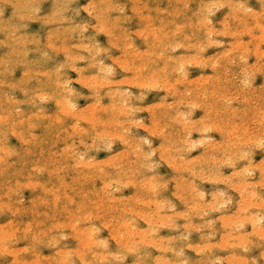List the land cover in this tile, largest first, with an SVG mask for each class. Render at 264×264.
<instances>
[{
	"label": "rangeland",
	"instance_id": "1",
	"mask_svg": "<svg viewBox=\"0 0 264 264\" xmlns=\"http://www.w3.org/2000/svg\"><path fill=\"white\" fill-rule=\"evenodd\" d=\"M2 1L6 2V4ZM212 1L213 2L215 1L216 3L214 2L215 3L214 4ZM38 2L39 4H37ZM86 2L88 6L86 5ZM223 2L224 3L229 2V3L224 5ZM53 3L57 6V8L55 5H53ZM151 3H154L155 5ZM185 3L187 5H184ZM172 4L173 6L174 5L175 6L173 7ZM235 4L237 5L235 6ZM12 5H15V8H13ZM17 5L19 6V8H16ZM81 5H83V7ZM89 5H92V6L89 7ZM93 5L95 6L96 9H94ZM20 6H24L25 10L23 11L22 7ZM170 6H172V8ZM211 6L212 8L210 10ZM228 6L230 7V9ZM237 6L241 8H238ZM0 7H3L4 9V15L0 16V65H2L0 66V75H1L0 77V80H1L0 81V195H1L0 204H3V205H0V211H1L0 212V228H1L0 236H2L0 238V243H1L0 244V264H25L28 261L29 262L27 264H62L61 262H63V264H71V263L84 264L85 260H86L85 263L87 262V264H126V263L127 264H136V263L137 264L139 263L140 264H145V263L146 264H161L159 262H162L163 264L164 261H166L164 262V264H167L168 262H171L173 264H178V262L179 264H191V263L192 264H212V263L213 264H239V261H240V264H264V239H263L264 233L259 234L253 231V230L258 231L259 229L257 226L258 223H259L260 228L264 230V219H263L264 218V204H262L264 202V167H262L264 166V163H262L264 162V147L260 146V142L264 140V56H263L264 36H262L263 39L260 37L261 34L262 35L264 34L263 33L264 32V7H262L261 5V0L260 1L259 0H238V1L237 0L236 1L235 0H170V1L169 0H60V1L59 0H41V1L40 0H13V1L12 0H0ZM86 8L88 12L86 11ZM144 10L147 12L145 13ZM229 10L232 13H230ZM119 11H120V14L118 13ZM233 11L236 14L238 12L239 14L237 15H240L241 17L240 16L237 17L236 14L233 15ZM253 11H256V12L258 11V13L261 14V15L259 14L261 18L258 16V13L253 12ZM13 13H15V15ZM162 13L164 14L163 16H162ZM241 13L243 14L241 15ZM229 14L230 15L232 14L238 20L232 18L233 16H230ZM157 15L159 16L158 18H157ZM195 15H196V18H195ZM244 15L247 17H245ZM255 16L257 17L258 21L255 20L256 19ZM172 17H175V18H172ZM188 17L189 18L191 17V18L189 19ZM228 17L230 18L228 19ZM98 18L101 20V22L100 20H98ZM185 18L186 19L188 18L189 21L186 20ZM222 19H225L226 21ZM239 19L241 21L237 23ZM219 20L222 22H220ZM43 21H45V23ZM164 21L166 22L165 24H164ZM206 21L207 23L211 22L212 25L209 23L206 25L205 23ZM167 22H170V23L173 22V23L171 24L168 23L167 25ZM224 22H226V24ZM99 23L101 25H99ZM196 24H198V26L202 28L200 29L198 26H196ZM222 25L224 27L225 26L227 27V25L230 26L231 30H228L229 28L227 29L226 27L224 28ZM260 25L263 28H261ZM102 26H104V28ZM172 26H174L173 27L174 29H172ZM209 26H211L213 30ZM152 27H155L156 29L155 28L153 29ZM184 27L186 29H184ZM188 27L190 29H188ZM207 27L209 28L207 29ZM216 27L218 28L222 27V28H220L221 30L217 31L218 29ZM242 27H243V30H242ZM250 27L253 30L251 31L253 36L250 32L251 30L249 29ZM258 27L261 29H259ZM101 28L103 29V31L100 30ZM204 28H206L208 31ZM114 29L116 31H114ZM124 29L125 31L123 33ZM214 29H217L216 31L218 33ZM239 29H241L240 32H239ZM98 30H100L99 33H98ZM170 30L173 32L170 33ZM203 31L205 34L207 35L209 34V36H211L212 34V36L206 37L207 35L203 34ZM214 31H215L214 33L215 35L213 34ZM223 31L224 33H221ZM243 31H245L246 33L244 32L245 33L244 34ZM2 32L3 33L5 32V33L3 34ZM60 32L63 34H61ZM101 32L103 34H101ZM197 32H200V33H197ZM234 32H236L235 35H234ZM36 33H38V35ZM75 33L77 35H75ZM118 33L120 34L118 35L119 39L117 37ZM166 33H168V35ZM139 34L143 36L142 38L144 41L142 40ZM170 34L173 35V38H172V35ZM217 34H219L220 36ZM237 34H239L241 37L240 36L238 37ZM256 34L257 35L260 34L257 36L258 38L260 37V40L257 37H255ZM45 35H47V37H45ZM113 35H114V38L112 37ZM155 35H156V38H155ZM199 35L201 36V38ZM216 35L217 37H215ZM225 35H228V36H225ZM181 36L183 37V39ZM187 36L189 37L193 36V37L189 38ZM195 36H198V37H195ZM160 38L161 39L163 38V39L161 40ZM193 38H196V42H194L195 39ZM197 38H200V39H197ZM205 38H207V40ZM8 39L11 41H8ZM12 39L14 40V42ZM108 39H111V40H108ZM214 39H216L215 42L213 41ZM208 40L211 42V44L209 43ZM217 40H221L223 44H221L222 43L221 41L218 42ZM115 41L118 42L117 43L118 45L113 44ZM159 41H162L163 43L161 44V42ZM183 41L189 42L190 43L189 47L190 48L193 47V48L192 49L188 48L187 46L188 44L182 43ZM148 42L150 44H148ZM212 42H214L215 44H213ZM203 43H206V44H203ZM45 44H48V46ZM110 44H113V45H110ZM170 44H172V46L169 47L168 45ZM10 45L12 47H10ZM85 45L87 46L85 47ZM146 45L148 46L146 47ZM191 45H194L195 47ZM258 45L262 50L258 48ZM62 46L63 48H61ZM87 47L89 50L87 49ZM159 47L160 49H157ZM185 47L186 49L188 48V50H186ZM227 47H229V50ZM29 48H31L30 49L31 51L29 50ZM32 48L33 49L35 48L37 50L35 49L33 50ZM143 48H146V49H143ZM200 48H201V51H200ZM239 48H241L242 50H239ZM41 49L44 52L43 53L44 55L46 53L45 56L41 54L42 53ZM255 50L258 52V54ZM150 51L151 52L153 51V52L151 53ZM251 51H253V53ZM120 52L122 53V55ZM138 52L140 55L139 54L136 55ZM143 52H146V53H143ZM185 52L188 54H186ZM223 52L225 54L227 53L226 55L228 56V58L226 55L224 54H223L224 56L222 55ZM158 53H160V55H158ZM220 53L221 55H217ZM240 53H241V56L239 55ZM261 53H262V57H260ZM131 54H133L134 56H132ZM4 55H6L7 57ZM49 55H51L50 56L51 58L48 57ZM163 55H165V57L166 56L167 57L169 56V57L165 58L163 57ZM203 55L204 57H206V59L203 58ZM256 55H259L260 58ZM219 56L220 57L223 56V57L217 58ZM82 57H86V58H82ZM187 57H189V59ZM231 57H232V62L230 60ZM257 57H258V61H256ZM34 58L37 60L39 59V61H36L37 64L35 63ZM69 58L71 59L69 60ZM9 59H11V61ZM28 59L31 60V62L28 61ZM153 59L155 60L153 61ZM195 59H196V62L194 61ZM199 59L201 60L199 61ZM226 59L230 60L231 63L227 64L228 60L226 61ZM240 59H243V60L241 61ZM90 60L92 61L91 63H90ZM112 60L113 62H111ZM114 60L116 61L114 62ZM117 60L119 63L117 62ZM186 60H188L187 61L188 63L186 62ZM191 60L194 62H191ZM124 61H127L128 63ZM179 61L180 63L183 62L182 65H180ZM201 61L205 63H202ZM131 62L133 63L130 64ZM151 62L152 64H155L156 66L155 65L152 66ZM197 62L198 64H196ZM210 62H213V64ZM3 63L5 66L3 65ZM104 63H108V65L110 66H107ZM21 64H24V65H21ZM206 64H209V65H206ZM230 64H232L231 67L233 69L229 67ZM64 65H66L67 67H65ZM98 65L99 67H97ZM68 66L70 67V69H68L69 68ZM106 66L108 67L107 69L105 68ZM132 66H134L135 68L138 66L137 67L138 69L139 67L141 68L139 70H136L137 68L135 69ZM109 67L111 68V71H109L110 69ZM128 68L130 69L129 71L127 70ZM157 68H160V69H157ZM178 68H180L181 71H179ZM48 69H50V71H48ZM124 69H126V71ZM175 69H178L177 71H179V73ZM161 70H163L165 74ZM100 71H101V74H100ZM133 71L135 74H137L136 76H134L135 74H132ZM167 71H172V72L167 73ZM213 71L214 73H212ZM237 71H239V73ZM241 71H243V73ZM77 72L79 74H77ZM30 73L32 74L30 75L32 77L29 76ZM129 74H131L132 76ZM138 74L139 75L144 74V75L142 77V76H139ZM205 74H207V76ZM53 75L55 76V78ZM82 75L84 76L83 80L86 79V81L85 80L81 81V79L78 78V77L82 78L83 77ZM155 75H157L158 77ZM214 75L217 76V79L216 77H213ZM243 75L245 77H243ZM201 76H203L204 78L201 79ZM101 77L105 78L104 81ZM130 77L132 78V80H130L131 79ZM205 77H207V79H205ZM127 78H129V80ZM133 78H135V80ZM141 78L142 79L144 78V79L142 80ZM213 78L215 79L214 80L215 84L213 82ZM219 78H220V81L222 82L218 80ZM48 79L50 80L48 81ZM169 79L171 82L169 81ZM204 79L207 82L206 81L204 82ZM99 80H100V84L97 83L99 82ZM101 80L104 83L101 84ZM153 80H156V82ZM163 80L165 82H163ZM17 81H19V83ZM176 81H179L180 83L184 85ZM199 81L201 84L202 83L203 84L200 85ZM87 82L88 83L91 82V83L88 85ZM105 82H108L106 86L104 85ZM124 82L128 84L127 85L126 83L122 84ZM217 82L219 84H217ZM116 83L119 85H117ZM141 83L143 86L140 85ZM17 84L18 85L20 84V85L18 86ZM136 84L137 85L139 84V86H137ZM153 84H154V88H153ZM160 85H162L163 87ZM164 85L165 86L169 85V86H167L166 88ZM216 85L218 86V88L216 89L217 90L220 89V91L218 90L219 92L217 93L220 100L217 99L218 98L217 95L214 94L216 89L211 88L213 86L216 87ZM223 85L226 86V88L224 87L223 89ZM90 86H92V88H90ZM107 86L109 87V89ZM40 87H41V90L39 91L38 89H40ZM86 87H88L89 89L88 88L86 89ZM227 87L231 91L230 90L228 91ZM124 88H128V89L126 90ZM186 88L187 89L189 88L188 92H186L185 90ZM111 89L113 90V92ZM182 89L185 90L184 92L186 95L184 94V92H183L184 95L182 94V91H180ZM206 89H208L209 91L207 90L208 92H206ZM172 90L174 94L172 93ZM31 91L34 94L33 96H32ZM93 91H96L99 93H96ZM221 91L224 94L221 95L222 93ZM9 92H10V95H9ZM55 92L57 93L55 94ZM199 92L201 94L204 92V94H202L201 96ZM205 92L207 93V95L209 94L207 97L204 96L206 95ZM211 92H214V93H211ZM43 93H46V94H43ZM104 93H107V95H105ZM112 93H114L115 96L112 95ZM119 93L122 94L121 98H118V96L120 97L121 95ZM198 93L200 95H198ZM97 94L98 96L101 94L100 98L97 96ZM196 94L198 95V97ZM211 94L213 95L211 96ZM37 95L39 96L37 97ZM219 95L223 97L225 96V97L223 98V97H220ZM171 96L173 97L171 98ZM96 97L99 100L98 101L99 104H97L96 102L97 101V99H95ZM192 97L193 98L197 97V99L193 100ZM18 98L20 99V102L19 100H17ZM161 98H162V101H161ZM165 98H168V99H165ZM204 98H206V100ZM68 99H70V101ZM108 99L110 100L108 101ZM214 99L219 100V101L216 100L217 105H215V107H214L215 101H212ZM180 100H183V101L180 102ZM62 101L65 102V104L62 103ZM171 101L174 104L171 103ZM91 103H93L94 105L96 104V105L93 106ZM178 103L180 105H178ZM38 104H41V107ZM63 104H64V107L66 106V108L63 107ZM90 104H91V108L89 107ZM102 104L105 105L104 109H103L104 106ZM117 104H118V107L121 106L120 107L121 109L127 108L126 111L122 109V111L125 112V114H123L122 111H119L120 108L119 110L117 109L118 108L116 106ZM159 104L161 105L163 104V105L162 106L160 105L161 107H158ZM15 106L16 108H14ZM170 107L172 108L170 109ZM244 107L245 109L243 110ZM208 108H212V109L211 110L209 109L210 111H208L207 110ZM38 109L40 110V112H38L39 111ZM77 109L80 110V112L77 111ZM92 109H94L95 111L94 110L93 111L97 113H93ZM153 109L154 111H152ZM231 110L233 111L231 112ZM110 111L114 112V114ZM127 111H128V114L130 113L129 115H126ZM166 111H167V114H166ZM206 111H208L209 113ZM235 111H236V114H235ZM63 112L65 114H63ZM67 112L68 113L71 112V114H68ZM118 112L120 113L119 116H118ZM16 113L18 115H16ZM33 113H34V116H33ZM39 113L44 117H42ZM110 113H112V115H110ZM152 113L154 114V116H156V124H155L156 126L154 125L155 117L153 119ZM240 113L241 114L243 113L242 114L243 116L240 115ZM246 113H248L249 115L248 114L245 115ZM81 114H82L83 120H80L82 119ZM90 114H93V115L90 116ZM162 114H164V116ZM26 115H27V118H26ZM85 115L87 117H85ZM100 115H103V117ZM203 115L205 116L203 117ZM231 115H234V117H230ZM29 116L31 118H29ZM36 116L38 118H36ZM79 116H80V119H78ZM177 116H178V119H177ZM2 117L3 118L5 117V122ZM108 117H109V122H108ZM158 118H160V120ZM216 118H217V121H216ZM225 118L227 120H225ZM27 119L30 121L28 122ZM98 119H100L101 121H99ZM212 119H215V120H212ZM230 119L232 120L233 123L231 122ZM85 120L87 122L89 120L90 121L86 123ZM103 121L104 123H101ZM221 121L225 124H223ZM226 121H227V124H231L233 126H230V125L227 126ZM235 121L237 124L235 123ZM243 121H245L246 123ZM77 122L78 124H76ZM110 122L112 124H110ZM203 122L205 126L202 125ZM214 122L215 123L218 122V124H215ZM113 123H114V128H113ZM221 123H222V127H221ZM241 123L242 125H240ZM246 124L249 128L248 127L245 128ZM216 125L220 126V129ZM223 125H226V127ZM106 126L107 127L109 126V127L107 128ZM116 126L118 129L116 128ZM73 127L75 128L74 130L72 129ZM76 128L82 131L80 132L78 129L76 131ZM106 128L109 129V131ZM112 128L115 131L111 130ZM205 128L207 129V131L204 130ZM225 128H227L228 130ZM229 128L231 130L233 128L231 134H235V135L237 134L238 136L231 135L229 133L231 132ZM241 129L244 131H242ZM245 129H247V132ZM221 130H223L222 131L223 133L221 132ZM236 130L237 132L235 133ZM1 132L4 134H2ZM244 132L246 133L249 132L248 134L250 135L252 134L251 135L252 137L251 138L250 136L247 137L246 135L248 134H245ZM69 133H71L72 135ZM113 133L115 135H113ZM228 133L231 137L228 136ZM30 134L32 135L30 136ZM79 134H82V135H79ZM106 134H109L110 136L109 135L108 137L104 136ZM242 135L244 138L242 137ZM100 136H103V137H100ZM165 138H167V140L169 139V141L173 139V141H171L172 143L166 141ZM71 141L74 143H71ZM145 141H147V143H145ZM222 142L225 145L227 144L226 149L224 148L225 145H221ZM78 143H80V145L76 146V144ZM176 144L178 146H176ZM5 145H6L5 147L6 149L4 148ZM167 145L170 146L171 151L173 149V151L170 153H173L174 155L173 154L170 155V153L168 152L170 150L168 149L169 147H167ZM159 146H160V149H157L159 148ZM171 146H174V147H171ZM73 147L74 149H72ZM96 147L97 148L99 147V148L97 149ZM216 147L218 148V151ZM228 147L230 148V150L228 149ZM65 148L66 150H64ZM14 149L16 153H14ZM161 149L164 152H161ZM6 150L8 151L6 152ZM78 151H80L81 153ZM128 151H129V154H128ZM223 151H226V152L223 153ZM220 152L223 154H221ZM126 153H127V156H124L126 155ZM166 153H169V154H166ZM8 154L10 156H8ZM163 154L165 155L163 156ZM178 154L180 155V157H178ZM119 155L121 156L119 157ZM172 155L174 157L176 156L178 159L173 158ZM72 156H75V157H72ZM116 156L118 158H116ZM170 156L172 157V160ZM166 157L168 158L166 159ZM181 157L183 158L181 159ZM185 157H187L188 159L187 158L185 159ZM110 158H113L112 161L109 160ZM114 158L117 161H115ZM74 159H77V161ZM175 159H176L175 163L179 162V159H181L182 161L180 160L179 164L176 163L177 165H175V163L173 162ZM167 160L172 161V162L168 164ZM183 161L184 163L187 162L191 164L192 168H191V165H188L187 163L186 164L182 163ZM76 162L77 164H75ZM85 162L88 164H86ZM117 162L119 166L113 165V164H117ZM78 163L79 164L84 163V164L78 165ZM90 163H93V164H90ZM172 163H174V167ZM192 163L195 164L194 169H193ZM60 164L63 166L60 167L59 166ZM42 165L44 166V168ZM64 165L66 166V169L63 168L65 167ZM75 165L76 167H74ZM185 165L187 167L185 168L188 171H186L185 168H183ZM175 166L176 167L179 166L180 168L176 169ZM35 167L36 169H39L40 171L38 170L36 171ZM46 168H48L50 171L48 170L49 171L48 172ZM97 168L101 176H104L103 177L104 179L97 172ZM260 168L262 169L260 170ZM232 169L234 170V172ZM236 169L239 171L237 172L240 174V176L238 175V173L235 172ZM243 169L247 170L245 174L243 173ZM79 170H80V173H79ZM86 171H87V174H86ZM117 172L118 173L120 172V173L118 174ZM84 173L87 178L84 177L85 176ZM92 173L94 174L90 175ZM261 173L263 174V176ZM95 174L98 177H95ZM75 175H77L78 177ZM235 175L236 176L238 175L239 177L236 178ZM55 176H58V178H56ZM75 177L79 179L80 177L82 178L80 180L79 179L76 180L77 178L75 179ZM101 178H102V181H101ZM28 179L30 181H28ZM69 179H71L72 181L71 180L68 181ZM82 179L83 180L90 179V180L83 181L84 183L82 185ZM108 179H110L109 180L110 184L106 182ZM15 180L18 181L17 183H20L21 185H17L16 187L17 183ZM75 180L77 181V183ZM245 181L248 184L249 182H251L250 183L251 186L250 184L248 185ZM33 182H36V183H33ZM236 182L237 183L239 182L241 185L238 183L240 185L239 186ZM40 183L42 184V186ZM30 184H32V186ZM84 184L85 185L89 184L88 190H91L90 193L87 190L88 187L84 186ZM60 186L61 188H59ZM90 186L92 188H90ZM241 186H245V187H242L243 191L239 190ZM18 187L21 191L18 189ZM54 187L56 188V190ZM10 188L12 191L10 190ZM79 189H81V191ZM97 189H99L101 193L98 192ZM82 190L85 192H83ZM51 191H53V193ZM8 192H10V194ZM74 192L77 193L78 195L76 194L77 195L76 196ZM250 192L252 193V195ZM253 192H256V194H254ZM5 193H8V194H5ZM63 193L65 196L63 195ZM82 193H84V195L86 196L85 197L83 195L85 198H83ZM239 193L241 194L239 195ZM243 193L246 196H244ZM2 195H4L5 197ZM37 195L40 198L37 199ZM253 195H255V198L257 199V201ZM258 196L261 198H259ZM244 197L245 198L247 197L246 198L247 200L249 198L250 201L249 200L247 201ZM16 199L18 200L20 199V200L16 201ZM240 199H242L241 200L242 202H240ZM2 200L4 202H2ZM79 200H80V203H79ZM251 200L254 201L253 203L255 204V206H253V203H251ZM5 201L11 204V207ZM17 202H19L20 204ZM36 202H38V204ZM243 202L245 204H243ZM257 202H260L259 203L260 206ZM241 203L243 205H240ZM246 205H247V208H246ZM77 206H79L80 208ZM237 206L239 207L243 206V207L237 208ZM248 206L250 210L248 209ZM2 207L4 208L2 209ZM67 207L69 209H67ZM62 208L64 210H62ZM243 208L247 210L243 211ZM72 209L76 212L74 213ZM77 210H80L81 212H85V213L81 214V212ZM240 210L242 211V213H239ZM71 211L73 212L72 213L73 215L71 214ZM248 211L250 212V214L248 213ZM257 212H260V213L257 214ZM76 213H79V216ZM254 213H256V215ZM238 214L241 217L245 215L244 217H242V219L245 220L244 223L240 222L241 217L239 218ZM247 215L248 217L253 216L250 219L254 218L252 221L254 222L256 221V222L251 224L250 222L251 220L250 219L247 220ZM222 219L224 221H222ZM225 219L227 220V224L225 223L226 222ZM237 219L240 221H238ZM59 220L60 221L62 220V221L58 222ZM74 220L76 223V225L74 224L75 228L73 227V225H71ZM65 221H68V222H65ZM63 223H66L67 225L66 224L64 225ZM4 224H6V227ZM11 224L12 225L15 224V225L12 226ZM53 224L56 225L58 229ZM61 225L62 227L60 228ZM261 225L263 228L261 227ZM254 226L256 227L254 228ZM71 227L73 228L71 229ZM7 228L9 229L11 228V230ZM79 229H81L82 231ZM129 229L132 231H130ZM127 231L128 232L130 231V233L134 232V234L130 235L129 233L128 235ZM2 232H4V234ZM42 232L43 233L45 232L44 234L47 233L46 236ZM59 233L61 236L59 235ZM14 234L16 235L14 236ZM58 235L62 237V239ZM257 235H259L260 237ZM261 235L263 236V238ZM14 237H17V239ZM152 237L153 239L157 240L158 243L162 244L164 247L162 245L157 247V245L159 244L155 240L150 239ZM156 238H159V239H156ZM151 240L153 241L151 242ZM158 240H160V242ZM238 240H241L240 242H242L243 243L242 245L244 246H240L239 245L240 243H236ZM95 241H99L100 243L102 242L101 243L102 245L98 242H97L98 245H96L97 243ZM4 242L5 244H3ZM85 242L88 244L94 243L95 245L93 244L91 246L90 245L88 246V244L86 245ZM154 242H156V244ZM10 243L12 244L11 246H10ZM106 244L108 247L106 246ZM153 244L154 246H152ZM94 246L95 247L98 246V247L95 248ZM161 246L162 248H160ZM167 246L168 247L170 246V247L168 248ZM179 246H182V248ZM165 247H166L165 250L167 252L163 249ZM8 248H9V251H8ZM58 250L59 252H57ZM76 251L78 253L81 252L79 253L80 255L77 254ZM163 252H164V255H163ZM78 255L79 257H76ZM20 256L22 258H20ZM59 257L60 258L63 257V258L60 259ZM80 257H82L83 259ZM166 257L168 258L166 259ZM207 257H209L208 260H207ZM240 257L241 259H239ZM158 258H160L163 261H161ZM79 259H82L83 262H81L82 260L79 261ZM211 259L212 260L214 259L213 262L211 261ZM16 260L17 262H14ZM137 260H139L140 262ZM156 260L158 261V263H156L157 262Z\"/></svg>",
	"mask_w": 264,
	"mask_h": 264
},
{
	"label": "bare ground",
	"instance_id": "2",
	"mask_svg": "<svg viewBox=\"0 0 264 264\" xmlns=\"http://www.w3.org/2000/svg\"><path fill=\"white\" fill-rule=\"evenodd\" d=\"M12 1H13V0H12ZM40 1H41V0H40ZM59 1H60V0H59ZM169 1H170V0H169ZM235 1H236V0H235ZM237 1H238V0H237ZM259 1H260V0H259ZM2 2H4V1H2ZM35 2H36V1H35ZM212 2H213V1H212ZM214 2H215V1H214ZM214 2H213V3H214ZM224 2H225V1H224ZM224 2H223L224 5H226L227 3H229V2H227V3H224ZM245 2H246V1H245ZM4 3L6 4V2H4ZM54 3H55V2H54ZM54 3H53V5H55ZM66 3H67V2H66ZM88 3H89V2H88ZM91 3H92V2H91ZM138 3H139V2H138ZM167 3H168V1H167ZM171 3H172V2H171ZM179 3H180V2H179ZM208 3H209V2H208ZM215 3H216V2H215ZM215 3H214V4H215ZM219 3H220V2H219ZM219 3H218V4H219ZM17 4H18V3H17ZM35 4H36V3H35ZM37 4H39V2H38ZM69 4H70V3H69ZM69 4H67V5H69ZM151 4H154V3H151ZM174 4H175V2H174ZM176 4H178V3H176ZM223 4H222V5H223ZM248 4H249V3H248ZM40 5H41V4H40ZM62 5H63V4H62ZM86 5H87V2H86ZM126 5H127V4H126ZM154 5H155V4H154ZM184 5H187V4L185 3ZM224 5H223V6H224ZM236 5H237V4H235V6H236ZM246 5H247V4H246ZM17 6H18V5H17ZM17 6H16V8H19V6H18V7H17ZM25 6H26V4H25ZM38 6H39V5H38ZM55 6H56V5H55ZM81 6L83 7V5H81ZM87 6H88V5H87ZM91 6H92V5H91ZM93 6H94V5H93ZM157 6H158V5H157ZM172 6H173V4H172ZM172 6H170V7L172 8ZM174 6H175V5H174ZM174 6H173V7H174ZM220 6H221V5H220ZM20 7H22L23 11L25 10V9H24V6H20ZM29 7H30V6H29ZM70 7H71V6H70ZM74 7H75V6H74ZM82 7H81V8H82ZM84 7H86V6H84ZM178 7H180V6H178ZM195 7H196V6H195ZM228 7H229V6H228ZM237 7H238V6H237ZM237 7H236V8H237ZM250 7H251V6H250ZM25 8H26V7H25ZM56 8H57V6H56ZM64 8H65V7H64ZM71 8H72V7H71ZM77 8H78V7H77ZM171 8H170V9H171ZM211 8H212V6L210 7V10H211ZM216 8H217V7H216ZM238 8H241V7H238ZM5 9H6V8H5ZM27 9H28V7H27ZM35 9H36V8H35ZM38 9H39V7H38ZM53 9H54V8H53ZM88 9H89V8H88ZM94 9H96L95 6H94ZM194 9H195V8H194ZM229 9H230V7H229ZM243 9H244V8H243ZM245 9H247V8H245ZM249 9H250V8H249ZM12 10H13V9H12ZM63 10H64V9H63ZM69 10H70V9H69ZM83 10H84V9H83ZM91 10H93V9H91ZM112 10H113V9H112ZM158 10H159V9H158ZM231 10H232V9H231ZM233 10H234V9H233ZM253 10H254V8H253ZM26 11H27V10H26ZM30 11H31V10H30ZM39 11H40V10H39ZM51 11H52V10H51ZM86 11H87V8H86ZM144 11H145V10H144ZM144 11H143V12H144ZM186 11H187V10H186ZM235 11H236V10H235ZM241 11H242V10H241ZM262 11H263V10H262ZM20 12H21V10H20ZM69 12H70V11H69ZM80 12H81V11H80ZM87 12H88V11H87ZM140 12H141V11H140ZM143 12H142V13H143ZM146 12H147V11H145V13H146ZM161 12H162V11H161ZM179 12H180V11H179ZM210 12H211V11H210ZM229 12H230V10H229ZM229 12H228V13H229ZM253 12H256V11H253ZM260 12H261V11H260ZM5 13H6V11H5ZM33 13H34V12H33ZM35 13H36V11H35ZM90 13H91V12H90ZM109 13H111V12H109ZM118 13L120 14V11H119ZM124 13H125V12H124ZM132 13H133V12H132ZM157 13H158V12H157ZM181 13H182V12H181ZM230 13H232V12H230ZM256 13H258V11H257ZM47 14H49V13H47ZM56 14H57V13H56ZM74 14H75V13H74ZM78 14H80V13H78ZM88 14H89V13H88ZM125 14H126V13H125ZM168 14H170V13H168ZM226 14H227V12H226ZM226 14H224V15H226ZM234 14H236V13H234V11H233V15H234ZM237 14H239V13L237 12ZM237 14H236V15H237ZM242 14H243V13H241V15H242ZM259 14H260V13H258V16L261 18V16H260L261 14H260V15H259ZM262 14H263V13H262ZM43 15H44V14H43ZM45 15H46V14H45ZM114 15H115V14H114ZM127 15H128V14H127ZM129 15H130V14H129ZM163 15H164V14L162 13V16H163ZM165 15H166V14H165ZM172 15H173V14H172ZM200 15H201V14H200ZM229 15H230V14H229ZM233 15L231 14L230 16H233ZM246 15H247V14H246ZM255 15H256V14H255ZM9 16H10V15H9ZM16 16H17V15H16ZM108 16H109V15H108ZM111 16H112V15H111ZM143 16H144V15H143ZM152 16H153V15H152ZM154 16H155V15H154ZM177 16H178V14H177ZM177 16H176V17H177ZM188 16H189V15H188ZM238 16H240V15H237V17H238ZM244 16H245V15H244ZM256 16H257V15H256ZM256 16H255L256 19L254 18L255 20H257V17H258V16H257V17H256ZM7 17H8V16H7ZM18 17H19V16H18ZM158 17H159V16L157 15V18H158ZM183 17H184V16H183ZM193 17H194V15H193ZM225 17H226V16H225ZM240 17H241V16H240ZM245 17H247V16H245ZM74 18H75V17H74ZM142 18H143V17H142ZM172 18H175V17H172ZM172 18H171V19H172ZM188 18H189V17H188ZM188 18H187V19L185 18V19L188 20ZM190 18H191V17H190ZM190 18H189V19H190ZM195 18H196V15H195ZM229 18H230V17H228V19H229ZM232 18L237 19L235 16H233ZM260 18H259V20H260ZM13 19H14V18H13ZM17 19H18V18H17ZM19 19H20V18H19ZM38 19H39V18H38ZM42 19H43V18H42ZM59 19H60V18H59ZM75 19H76V18H75ZM95 19H96V18H95ZM145 19H146V18H145ZM205 19H206V18H205ZM208 19H209V18H208ZM225 19H226V18H225ZM225 19H222V20H225ZM234 19H233V21H234ZM25 20H27V19H25ZM30 20H31V19H30ZM33 20H34V19H33ZM89 20H91V19H89ZM98 20H100V19H98ZM151 20H153V19H151ZM165 20H167V19H165ZM237 20H238V19H237ZM245 20H247V19H245ZM261 20H262V19H261ZM15 21H16V20H15ZM17 21H18V20H17ZM34 21H35V20H34ZM36 21H37V20H36ZM41 21H42V20H41ZM147 21H149V20H147ZM154 21H155V20H154ZM188 21H189V20H188ZM192 21H193V20H192ZM208 21H209V20H208ZM219 21H220V20H219ZM225 21H226V20H225ZM235 21H236V20H235ZM240 21H241V20L239 19V21H237V23L240 22ZM257 21H258V20H257ZM43 22L45 23V21H43ZM46 22H47V21H46ZM57 22H59V21H57ZM72 22H73V21H72ZM83 22H84V21H83ZM86 22H87V21H86ZM100 22H101V20H100ZM159 22H160V21H159ZM161 22H162V20H161ZM174 22H175V21H174ZM193 22H194V21H193ZM195 22H196V20H195ZM220 22H222V21H220ZM51 23H53V22H51ZM51 23H50V24H51ZM64 23H66V22H64ZM77 23H78V22H77ZM96 23H97V21H96ZM134 23H135V22H134ZM152 23H154V22H152ZM165 23H166V22L164 21V24H165ZM168 23L171 24V23H173V22H171V23H170V22H167V25H168ZM190 23H191V22H190ZM205 23H206V25H207L209 22L207 23V21H206ZM224 23L226 24V22H224ZM227 23H228V22H227ZM245 23H246V22H245ZM46 24H48V23H46ZM50 24H49V25H50ZM54 24H55V23H54ZM137 24H138V23H137ZM188 24H189V23H188ZM193 24H194V23H193ZM209 24H211V22H210ZM213 24H214V23H213ZM225 24H224V25H225ZM242 24H243V23H242ZM248 24H249V23H248ZM248 24H247V25H248ZM254 24H255V23H254ZM256 24H257V23H256ZM259 24H260V22H259ZM34 25H35V24H34ZM58 25H60V24H58ZM64 25H65V24H64ZM76 25H77V24H76ZM99 25H101V24L99 23ZM138 25H139V24H138ZM141 25H142V24H141ZM141 25H140V26H141ZM147 25H148V24H147ZM159 25H160V23H159ZM162 25H163V24H162ZM179 25H180V23H179ZM211 25H212V24H211ZM252 25H253V24H252ZM24 26H25V25H24ZM184 26H185V25H184ZM188 26H189V25H188ZM194 26H195V25H194ZM196 26H198V24H196ZM222 26H223V25H222ZM234 26H235V25H234ZM234 26H233V27H234ZM244 26H246V25H244ZM57 27H58V26H57ZM67 27H68V26H67ZM102 27L104 28V26H102ZM108 27H109V26H108ZM138 27H139V26H138ZM160 27H161V26H160ZM173 27H174V26H172V29H174ZM178 27H179V26H178ZM185 27H186V26H185ZM185 27H184V29H186ZM198 27H199V26H198ZM209 27H211V26H209ZM209 27H207V29H208ZM213 27H215V26H213ZM223 27H224V26H223ZM225 27H226V26H225ZM225 27H224V28H225ZM231 27H232V26H231ZM248 27H249V26H248ZM252 27H254V26H252ZM260 27H261V25H260ZM22 28H23V27H22ZM91 28H92V27H91ZM152 28L154 29L155 27H152ZM180 28H181V27H180ZM192 28H193V27H192ZM199 28H200V27H199ZM201 28H202V27H201ZM201 28H200V29H201ZM216 28H217L218 30H217V29H214V30H215V31H216V30L219 31V30H221L220 28H222V27H220V28L216 27ZM226 28H227V29L229 28L228 30H231L230 26H228V25H227ZM258 28H259V27H258ZM258 28H257V29H258ZM261 28H263V27H261ZM261 28H259V29H261ZM68 29H69V28H68ZM93 29H94V28H93ZM101 29H102V28H101ZM101 29H100V30H101ZM155 29H156V28H155ZM157 29H158V28H157ZM162 29H164V28H162ZM162 29H161V30H162ZM165 29H167V28H165ZM172 29H171V30H172ZM188 29H190V28L188 27ZM204 29H206V28H204ZM207 29H206V30H207ZM211 29H212V27H211ZM211 29H210V30H211ZM236 29H237V27H236ZM244 29H245V27H244ZM249 29H251L250 32L253 31L251 27H250ZM253 29H254V28H253ZM259 29H258V30H259ZM6 30H7V29H6ZM6 30H4V31H6ZM19 30H20V28H19ZM100 30H98V33H99ZM171 30H170V33L173 32V31H171ZM210 30H209V31H210ZM212 30H213V29H212ZM212 30H211V31H212ZM240 30H241V29H239V32H240ZM242 30H243V27H242ZM73 31H74V30H73ZM73 31H72V33H73ZM95 31H96V30H95ZM114 31H116V30L114 29ZM124 31H125V29L123 30V33H124ZM142 31H143V30H142ZM144 31H145V30H144ZM197 31H198V30H197ZM199 31H200V30H199ZM207 31H208V30H207ZM207 31H206V32H207ZM211 31H210V32H211ZM215 31L213 32V34L215 33ZM217 31H216V32H217ZM16 32H17V31H16ZM61 32H62V30H61ZM61 32H60V33H61ZM63 32H65V31H63ZM87 32H88V31H87ZM137 32H138V31H137ZM137 32H136V33H137ZM155 32H156V30H155ZM175 32H176V30H175ZM175 32H174V33H175ZM178 32H179V31H178ZM178 32H177V33H178ZM192 32H193V31H192ZM192 32H191V33H192ZM195 32H196V31H195ZM210 32H209V33H210ZM241 32H242V31H241ZM244 32H245V31H243V33H244ZM2 33H3V32H2ZM4 33H5V32H4ZM4 33H3V34H4ZM7 33H8V32H7ZM20 33H22V32H20ZM84 33H85V32H84ZM98 33H97V34H98ZM104 33H105V32H104ZM107 33H108V31H107ZM116 33H117V32H116ZM153 33H154V32H153ZM153 33H152V34H153ZM160 33H161V31H160ZM197 33H200V32H197ZM217 33H218V32H217ZM221 33H224V31L221 32ZM227 33H228V32H227ZM231 33H233V32H231ZM231 33H230V34H231ZM235 33H236V32H234V35H235ZM243 33H242V34H243ZM245 33H246V32H245ZM245 33H244V34H245ZM263 33H264V32H263ZM10 34H11V33H10ZM12 34H13V33H12ZM27 34H28V33H27ZM34 34H35V33H34ZM36 34L38 35V33H36ZM46 34H47V33H46ZM53 34H54V33H53ZM61 34H63V33H61ZM101 34H103V33L101 32ZM141 34H142V32H141ZM158 34H159V33H158ZM166 34L168 35V33H166ZM166 34H165V35H166ZM186 34H187V32H186ZM203 34H205L204 31H203ZM239 34H240V33H239ZM239 34H237L238 37L240 36ZM247 34H248V32H247ZM249 34H250V33H249ZM251 34H252V32H251ZM32 35H33V34H32ZM56 35H57V34H56ZM75 35H77V34L75 33ZM87 35H88V34H87ZM118 35H120V34L118 33V34H117V37H118ZM139 35H140V34H139ZM143 35H144V34H143ZM170 35H172V34H170ZM188 35H189V33H188ZM194 35H195V34H194ZM197 35H198V34H197ZM205 35H207V34H205ZM214 35H215V34H214ZM217 35H219V34H217ZM217 35H216L215 37H217ZM222 35H224V34H222ZM228 35H229V34H228ZM228 35H225V36H228ZM254 35H255V34H254ZM258 35H260V34H258ZM258 35L256 34L255 37H257ZM27 36H28V35H27ZM27 36H26V37H27ZM48 36H50V35H48ZM54 36H55V35H54ZM54 36H53V38H54ZM140 36H141V35H140ZM140 36H138V37H140ZM149 36H150V35H149ZM177 36H178V35H177ZM199 36H200V35H199ZM203 36H204V35H203ZM208 36H209V34H208L206 37H208ZM211 36H212V34H211ZM211 36H209V37H211ZM219 36H220V35H219ZM243 36H244V35H243ZM252 36H253V34H252ZM262 36H264V34H263V35H262V34L260 35V37L263 39ZM29 37H31V36H29ZM33 37H34V36H33ZM45 37H47V35H45ZM50 37H52V36H50ZM112 37L114 38V35H113ZM142 37H143V36H141V38H142ZM144 37H145V36H144ZM151 37H152V36H151ZM170 37H171V36H170ZM181 37H182V36H181ZM187 37H189V36H187ZM187 37H185V38H187ZM191 37H193V36H190L189 38H191ZM195 37H198V36H195ZM240 37H241V36H240ZM250 37H251V35H250ZM260 37H259V38L257 37V38L260 40ZM5 38H6V37H5ZM5 38H4V39H5ZM34 38H35V37H34ZM72 38H73V37H72ZM96 38H97V37H96ZM100 38H101V37H100ZM113 38H112V39H113ZM155 38H156V35H155ZM172 38H173V35H172ZM178 38H179V37H178ZM200 38H201V36H200ZM200 38H197V39H200ZM252 38H253V37H252ZM39 39H40V38H39ZM57 39H58V38H57ZM76 39H77V38H76ZM118 39H119V37H118ZM144 39H145V38H144ZM150 39H151V38H150ZM153 39H154V38H153ZM160 39H161V38H160ZM162 39H163V38H162ZM162 39H161V40H162ZM167 39H169V38H167ZM167 39H166V40H167ZM182 39H183V37H182ZM193 39H195V41H194V40H193V41L196 42V38H193ZM205 39L207 40V38H205ZM205 39H204V40H205ZM235 39H236V38H235ZM237 39H238V38H237ZM12 40H13V39H12ZM60 40H61V39H60ZM74 40H75V38H74ZM108 40H111V39H108ZM113 40H114V39H113ZM113 40H112V41H113ZM125 40H126V39H125ZM142 40H143V38H142ZM175 40H177V39H175ZM184 40H185V39H184ZM239 40H240V39H239ZM241 40H242V39H241ZM248 40H250V39H248ZM248 40H247V41H248ZM254 40H255V38H254ZM263 40H264V39H263ZM8 41H11V40L8 39ZM78 41H79V40H78ZM112 41H111V43H112ZM143 41H144V40H143ZM170 41H172V40H170ZM179 41H180V40H179ZM189 41H190V40H189ZM208 41H209V40H208ZM213 41L215 42L216 39H214ZM217 41L219 42V41H221V40H217ZM230 41H231V40H230ZM237 41H238V40H237ZM237 41H235V42H237ZM13 42H14V40H13ZM13 42H12V43H13ZM17 42H18V41H17ZM46 42H48V41H46ZM119 42H120V41H119ZM159 42H161V44L163 43L162 41H159ZM191 42H192V41H191ZM194 42H193V43H194ZM214 42H212V43L215 44ZM221 42H222V41H221ZM248 42H249V41H248ZM248 42H247V43H248ZM251 42H252V41H251ZM263 42H264V41H263ZM76 43H77V42H76ZM109 43H110V41H109ZM117 43H118V42L115 41L113 44L116 45ZM120 43H121V42H120ZM182 43H184V44L187 43V44H188V45H187L188 48H190V47H189V44H190L189 42H186V41L184 42V41H183ZM209 43L211 44L210 41H209ZM227 43H228V42H227ZM2 44H3V43H2ZM6 44H7V43H6ZM15 44H16V43H15ZM18 44H20V43H18ZM18 44H17V45H18ZM26 44H27V43H26ZM30 44H31V43H30ZM35 44H37V43H35ZM58 44H59V43H58ZM113 44H110V45H113ZM121 44H122V43H121ZM129 44H130V43H129ZM145 44H146V43H145ZM148 44H150V43L148 42ZM159 44H160V43H159ZM175 44H176V43H175ZM195 44H196V43H195ZM195 44H194V45H195ZM203 44H206V43H203ZM216 44H217V43H216ZM221 44H223V42H222ZM238 44H240V43H238ZM241 44H242V43H241ZM253 44H254V43H253ZM45 45L48 46V44H45ZM54 45H55V43H54ZM63 45H64V44H63ZM79 45H80V44H79ZM101 45H102V43H101ZM117 45H118V44H117ZM119 45H120V44H119ZM181 45H183V44H181ZM181 45H179V46H181ZM194 45H191V46H194ZM219 45H220V44H219ZM232 45H233V44H232ZM235 45H236V43H235ZM245 45H246V44H245ZM8 46H9V45H8ZM24 46H25V45H24ZM24 46H23V47H24ZM49 46H51V45H49ZM70 46H71V45H70ZM86 46H87V45H85V47H86ZM129 46H130V45H129ZM147 46H148V45H146V47H147ZM166 46H167V45H166ZM168 46L170 47V46H172V44H170V45H168ZM175 46H176V45H175ZM179 46H178V47H179ZM187 46H186V47H187ZM204 46H205V45H204ZM230 46H231V45H230ZM255 46H256V45H255ZM10 47H12V46L10 45ZM14 47H15V46H14ZM19 47H20V45H19ZM115 47H117V46H115ZM124 47H125V46H124ZM173 47H174V45H173ZM173 47H172V48H173ZM178 47H177V48H178ZM183 47H184V46H183ZM186 47H185V49H186ZM194 47H195V46H194ZM196 47H197V46H196ZM232 47H233V46H232ZM232 47H231V48H232ZM242 47H243V46H242ZM38 48H39V47H38ZM61 48H63V46H62ZM71 48H72V47H71ZM121 48H122V46H121ZM138 48H139V47H138ZM188 48H187L186 50H188ZM192 48H193V47H192ZM192 48H190V49H192ZM198 48H199V46H198ZM201 48H202V47H201ZM201 48H200V51H201ZM227 48H228V50H229V47H227ZM231 48H230V50H231ZM246 48H247V47H246ZM250 48H251V47H250ZM258 48H260L259 45H258ZM8 49H9V48H8ZM30 49H31V48H29V50H30ZM32 49H33V48H32ZM34 49H35V48H34ZM34 49H33V50H34ZM51 49H52V48H51ZM87 49H88V47H87ZM124 49H126V48H124ZM134 49H135V48H134ZM139 49H140V48H139ZM143 49H146V48H143ZM143 49H142V50H143ZM157 49H160V47L157 48ZM195 49H196V48H195ZM236 49H237V48H236ZM252 49H253V48H252ZM254 49H255V48H254ZM260 49H261V48H260ZM35 50H37V49H35ZM52 50H53V49H52ZM74 50H75V49H74ZM83 50H84V48H83ZM83 50H82V51H83ZM88 50H89V49H88ZM137 50H138V49H137ZM149 50H150V49H149ZM166 50H167V49H166ZM171 50H172V49H171ZM175 50H176V48H175ZM193 50H194V49H193ZM237 50H238V49H237ZM239 50H242V49L239 48ZM256 50H257V49H256ZM256 50H255V51H256ZM261 50H262V49H261ZM7 51H8V50H7ZM30 51H31V50H30ZM41 51H42V49H41ZM41 51H40V53H41ZM45 51H46V50H45ZM55 51H56V50H55ZM95 51H96V50H95ZM138 51H139V50H138ZM147 51H148V50H147ZM164 51H165V50H164ZM196 51H197V50H196ZM222 51H223V50H222ZM14 52H15V51H14ZM58 52H59V51H58ZM60 52H61V51H60ZM85 52H86V51H85ZM97 52H98V50H97ZM125 52H126V51H125ZM128 52H129V51H128ZM128 52H127V53H128ZM150 52H151V51H150ZM152 52H153V51H152ZM152 52H151V53H152ZM169 52H170V51H169ZM172 52H173V51H172ZM224 52H225V51H224ZM224 52L222 53V55H223V54H224V55L227 54V53L225 54ZM226 52H227V51H226ZM229 52H230V51H229ZM231 52H232V51H231ZM251 52L253 53V51H251ZM256 52H257V51H256ZM260 52H261V51H260ZM263 52H264V50H263ZM5 53H6V52H5ZM5 53H4V54H5ZM9 53H10V52H9ZM43 53H44V52L42 51L41 54H43ZM106 53H107V52H106ZM120 53H121V52H120ZM127 53H126V54H127ZM143 53H146V52H143ZM147 53H149V52H147ZM151 53H150V54H151ZM182 53H184V52H182ZM185 53H186V52H185ZM199 53H201V52H199ZM234 53H236V52H234ZM244 53H245V52H244ZM249 53H250V51H249ZM28 54H29V53H28ZM50 54H51V53H50ZM99 54H101V53H99ZM126 54H125V55H126ZM129 54H130V53H129ZM138 54H139V52H138L136 55H138ZM165 54H166V53H165ZM170 54H171V53H170ZM186 54H188V53H186ZM194 54H195V53H194ZM230 54H231V53H230ZM242 54H243V52H242ZM255 54H256V53H255ZM255 54H254V56H255ZM257 54H258V52H257ZM14 55H15V54H14ZM14 55H13V56H14ZM24 55H25V54H24ZM24 55H23V56H24ZM43 55H44V54H43ZM45 55H46V53H45ZM45 55H44V56H45ZM106 55H107V54H106ZM121 55H122V53H121ZM123 55H124V53H123ZM127 55H128V54H127ZM131 55L134 56L133 54H131ZM139 55H140V54H139ZM158 55H160V53H158ZM167 55H168V54H167ZM178 55H179V53H178ZM198 55H199V54H198ZM217 55H221V53H220V54H217ZM224 55H223V56H224ZM239 55L241 56V53H240ZM4 56H6V55H4ZM10 56H11V55H10ZM50 56H51V55H49L48 57H50ZM85 56H86V55H85ZM94 56H95V55H94ZM96 56H97V55H96ZM156 56H157V54H156ZM188 56H189V55H188ZM223 56H221V57H223ZM226 56H227V55H226ZM226 56H225V57H226ZM229 56H230V55H229ZM233 56H234V55H233ZM235 56H236V55H235ZM240 56H239V57H240ZM247 56H248V55H247ZM256 56L259 57V55H256ZM263 56H264V54H263ZM6 57H7V56H6ZM17 57H19V56H17ZM17 57H16V58H17ZM46 57H47V56H46ZM48 57H47V58H48ZM64 57H65V56H64ZM88 57H89V56H88ZM99 57H100V56H99ZM99 57H98V58H99ZM124 57H125V56H124ZM128 57H129V56H128ZM163 57H165V55H163ZM166 57H167V56H166ZM166 57H165V58H166ZM168 57H169V56H168ZM168 57H167V58H168ZM221 57L219 56V57H217V58H221ZM258 57H257V60H256V61H258ZM260 57H262V53H261ZM260 57H259V58H260ZM3 58H4V57H3ZM12 58H13V57H12ZM27 58H28V57H27ZM50 58H51V57H50ZM52 58H53V57H52ZM82 58H86V57H82ZM93 58H94V57H93ZM132 58H133V57H132ZM141 58H143V57H141ZM148 58H149V57H148ZM161 58H162V57H161ZM161 58H160V59H161ZM187 58L189 59V57H187ZM190 58H191V57H190ZM203 58L206 59V57H204V55H203ZM227 58H228V56H227ZM34 59H35V58H34ZM70 59H71V58H69V60H70ZM99 59H100V58H99ZM111 59H112V58H111ZM125 59H126V58H125ZM136 59H137V58H136ZM162 59H163V58H162ZM175 59H176V58H175ZM184 59H185V58H184ZM210 59H211V58H210ZM229 59H230V58H229ZM234 59H235V58H234ZM243 59H244V58H243ZM243 59H240V60L242 61ZM254 59H255V58H254ZM9 60L11 61V59H9ZM13 60H14V59H13ZM17 60H18V59H17ZM53 60H54V59H53ZM67 60H68V59H67ZM102 60H104V59H102ZM102 60H101V61H102ZM122 60H123V59H122ZM131 60H132V59H131ZM139 60H140V59H139ZM154 60H155V59H153V61H154ZM182 60H183V59H182ZM200 60H201V59H199V61H200ZM213 60H215V59H213ZM216 60H217V59H216ZM218 60H219V59H218ZM227 60H228V59H226V61H227ZM230 60H231V62H232V57H231ZM230 60H228L229 62L227 61V64L231 63ZM240 60H239V61H240ZM28 61L31 62V60H29V59H28ZM34 61H35V63H36V61H39V59H38V60L35 59ZM78 61H79V60H78ZM85 61H86V60H85ZM115 61H116V60H114V62H115ZM142 61H144V60H142ZM142 61H140V62H142ZM145 61H146V60H145ZM147 61H148V60H147ZM159 61H160V60H159ZM173 61H174V60H173ZM184 61H185V60H184ZM187 61H188V60H186V62H187ZM194 61L196 62V59H195ZM194 61L191 60V62H194ZM197 61H198V59H197ZM211 61H212V60H211ZM234 61H235V60H234ZM236 61H237V60H236ZM91 62H92V61L90 60V63H91ZM111 62H113V60H112ZM117 62H118V60H117ZM124 62H127V61H124ZM160 62H161V61H160ZM162 62H163V61H162ZM166 62H167V61H166ZM201 62H202V63H205V62H203V61H201ZM221 62H223V61H221ZM221 62H220V63H221ZM244 62H245V61H244ZM35 63H34V64H35ZM58 63H59V62H58ZM63 63H64V62H63ZM75 63H76V61H75ZM77 63H78V62H77ZM118 63H119V62H118ZM121 63H122V62H121ZM127 63H128V62H127ZM132 63H133V62H131L130 64H132ZM136 63H138V62H136ZM136 63H135V64H136ZM142 63H144V62H142ZM142 63H141V64H142ZM163 63H164V62H163ZM169 63H170V61H169ZM172 63H173V62H172ZM179 63H180V61H179ZM179 63H178V64H179ZM182 63H183V62H182ZM182 63H180V65H182ZM187 63H188V62H187ZM189 63H190V62H189ZM210 63L213 64V62H210ZM216 63H217V61H216ZM237 63H238V62H237ZM241 63H243V62H241ZM16 64H17V63H16ZM18 64H20V63H18ZM34 64H33V65H34ZM36 64H37V63H36ZM60 64H61V63H60ZM104 64H106L107 66H110V65H108V63H104ZM151 64H152V62H151ZM194 64H195V63H194ZM196 64H198V62H197ZM223 64H224V63H223ZM227 64H226V65H227ZM232 64H233V63H232ZM232 64H230L229 67H231ZM238 64H239V63H238ZM3 65H4V63H3ZM21 65H24V64H21ZM38 65H39V64H38ZM72 65H73V64H72ZM77 65H78V64H77ZM119 65H120V64H119ZM119 65H118V66H119ZM125 65H126V63H125ZM128 65H129V64H128ZM136 65H137V64H136ZM143 65H144V64H143ZM153 65H155V64H152V66H153ZM160 65H161V64H160ZM206 65H209V64H206ZM242 65H243V64H242ZM244 65H245V64H244ZM0 66H2V65H0ZM4 66H5V65H4ZM15 66H17V65H15ZM40 66H41V65H40ZM64 66L67 67L66 65H64ZM64 66H63V67H64ZM81 66H82V65H81ZM107 66L105 67L106 69L108 68ZM122 66H123V65H122ZM129 66H130V65H129ZM155 66H156V65H155ZM155 66H154V67H155ZM177 66H178V65H177ZM186 66H187V64H186ZM200 66H201V65H200ZM211 66H212V65H211ZM227 66H228V65H227ZM227 66H226V67H227ZM237 66H238V65H237ZM36 67H37V65H36ZM68 67H69V66H68ZM93 67H94V66H93ZM97 67H99V65H98ZM111 67H112V65H111ZM125 67H126V66H125ZM125 67H124V68H125ZM132 67H134V66H132ZM137 67H138V66H137ZM137 67H136V68H137ZM165 67H166V66H165ZM208 67H209V66H208ZM15 68H17V67H15ZM25 68H26V67H25ZM38 68H39V67H38ZM58 68H59V67H58ZM86 68H87V67H86ZM94 68H95V67H94ZM109 68H110V67H109ZM122 68H123V67H122ZM129 68H130V67H129ZM129 68L127 69L128 71L130 70ZM134 68H135V67H134ZM136 68H135V69H136ZM140 68H141V67H139V69H140ZM171 68H172V67H171ZM173 68H174V67H173ZM204 68H205V67H204ZM206 68H207V66H206ZM209 68H210V67H209ZM231 68H232V67H231ZM3 69H4V68H3ZM40 69H41V68H40ZM68 69H70V67H69ZM72 69H73V68H72ZM88 69H89V68H88ZM98 69H99V68H98ZM110 69H111V68H110ZM135 69H134V70H135ZM139 69L137 68L136 70H139ZM157 69H160V68H157ZM163 69H164V68H163ZM168 69H169V68H168ZM178 69H179V71H181L180 68H178ZM178 69H175V70L177 71ZM210 69H211V68H210ZM228 69H229V68H228ZM232 69H233V68H232ZM245 69H246V68H245ZM259 69H261V68H259ZM259 69H258V70H259ZM23 70H24V69H23ZM62 70H63V69H62ZM75 70H76V69H75ZM75 70H74V71H75ZM84 70H85V69H84ZM124 70L126 71V69H124ZM143 70H144V69H143ZM146 70H147V69H146ZM171 70H172V69H171ZM211 70H212V69H211ZM235 70H237V69H235ZM246 70H247V69H246ZM13 71H14V70H13ZM48 71H50V69H48ZM97 71H98V70H97ZM103 71H104V70H103ZM131 71H132V70H131ZM131 71H130V72H131ZM141 71H142V70H141ZM147 71H148V70H147ZM151 71H152V69H151ZM158 71H159V70H158ZM161 71L163 72V70H161ZM179 71H177V72L179 73ZM243 71H244V70H243ZM243 71H241V72L243 73ZM104 72H105V71H104ZM123 72H124V71H123ZM135 72H136V71H135ZM168 72H172V71H167V73H168ZM173 72H175V71H173ZM227 72H228V71H227ZM237 72L239 73V71H237ZM247 72H248V71H247ZM21 73H22V72H21ZM55 73H56V72H55ZM79 73H80V71H79ZM79 73L77 72V74H79ZM83 73H84V72H83ZM90 73H91V72H90ZM97 73H98V72H97ZM106 73H108V72H106ZM143 73H144V72H143ZM148 73H149V72H148ZM163 73H164V72H163ZM200 73H201V72H200ZM203 73H204V72H203ZM212 73H214V71H213ZM218 73H219V72H218ZM228 73H229V72H228ZM23 74H25V73H23ZM27 74H28V73H27ZM42 74H43V73H42ZM42 74H41V75H42ZM62 74H63V73H62ZM67 74H68V73H67ZM85 74H86V72H85ZM100 74H101V71H100ZM132 74H135L134 71H133ZM164 74H165V73H164ZM164 74H163V75H164ZM244 74H245V73H244ZM246 74H247V73H246ZM12 75H13V73H12ZM30 75H32V74L30 73L29 76H30ZM39 75H40V74H39ZM45 75H46V74H45ZM49 75H50V74H49ZM51 75H52V74H51ZM104 75H105V73H104ZM104 75H103V76H104ZM129 75H131V74H129ZM136 75H137V74H135L134 76H136ZM138 75H139V74H138ZM143 75H144V74H143ZM143 75H139V76H142V77H143ZM146 75H147V74H146ZM152 75H153V74H152ZM205 75L207 76V74H205ZM241 75H242V74H241ZM9 76H10V75H9ZM22 76H24V75H22ZM27 76H28V75H27ZM27 76H26V77H27ZM53 76H54V75H53ZM82 76H83V75H82ZM131 76H132V75H131ZM139 76H138V77H139ZM148 76H149V75H148ZM150 76H151V75H150ZM155 76H157V75H155ZM155 76H154V77H155ZM160 76H161V75H160ZM209 76H210V74H209ZM220 76H221V75H220ZM227 76H228V75H227ZM0 77H1V75H0ZM6 77H7V75H6ZM20 77H21V76H20ZM30 77H32V76H30ZM30 77H29V78H30ZM34 77H36V76H34ZM93 77H94V76H93ZM138 77H137V78H138ZM144 77H145V76H144ZM146 77H147V76H146ZM151 77H152V76H151ZM157 77H158V76H157ZM213 77H216V79H217V76H216V75H214ZM243 77H245V76L243 75ZM2 78H3V77H2ZM4 78H5V77H4ZM29 78H28V79H29ZM52 78H53V77H52ZM54 78H55V76H54ZM63 78H64V77H63ZM78 78L81 79V81H84V80L86 81V79L83 80L84 76H83L82 78H80V77H78ZM101 78H102V77H101ZM101 78H100V79H101ZM130 78H131V77H130ZM137 78H136V80H137ZM159 78H160V77H159ZM170 78H171V77H170ZM202 78H204V77L201 76V79H202ZM211 78H212V76H211ZM220 78H221V77H220ZM220 78L218 79L219 81H220ZM22 79H24V78H22ZM22 79H21V80H22ZM39 79H40V77H39ZM39 79H38V80H39ZM96 79H97V78H96ZM102 79H103V81H104L105 78H102ZM127 79L129 80V78H127ZM133 79L135 80V78H133ZM141 79H142V78H141ZM143 79H144V78H143ZM143 79H142V80H143ZM145 79H146V78H145ZM151 79H152V78H151ZM153 79H154V78H153ZM164 79H165V78H164ZM166 79H167V78H166ZM177 79H178V78H177ZM205 79H207V77H205ZM205 79H204V82L206 81ZM208 79H209V78H208ZM26 80H27V79H26ZM49 80H50V79H48V81H49ZM70 80H71V79H70ZM87 80H88V79H87ZM108 80H109V78H108ZM130 80H132V78H131ZM138 80H139V79H138ZM148 80H149V79H148ZM148 80H147V81H148ZM158 80H159V79H158ZM161 80H162V78H161ZM210 80H211V79H210ZM214 80H215V79L213 78V82H214V84H215V81H214ZM218 80H217V81H218ZM229 80H230V79H229ZM0 81H1V80H0ZM11 81H12V80H11ZM75 81H76V80H75ZM95 81H96V80H95ZM144 81H145V80H144ZM149 81H150V80H149ZM151 81H152V80H151ZM153 81L156 82V80H153ZM169 81H170V79H169ZM192 81H193V79H192ZM211 81H212V80H211ZM219 81H218V82H219ZM4 82H5V81H4ZM17 82L19 83V81H17ZM17 82H16V83H17ZM66 82H67V81H66ZM78 82H79V80H78ZM109 82H110V80H109ZM113 82H114V81H113ZM113 82H112V83H113ZM116 82H117V81H116ZM119 82H121V81H119ZM119 82H118V83H119ZM128 82H129V81H128ZM158 82H159V81H158ZM158 82H157V83H158ZM163 82H165V81L163 80ZM170 82H171V81H170ZM170 82H168V83H170ZM173 82H175V81H173ZM176 82H179V81H176ZM181 82H182V81H181ZM202 82H203V81H202ZM206 82H207V81H206ZM208 82H209V81H208ZM213 82H212V83H213ZM218 82H217V84H219ZM220 82H222V81H220ZM223 82H224V81H223ZM226 82H227V81H226ZM228 82H229V81H228ZM26 83H27V82H26ZM80 83H81V82H80ZM82 83H83V82H82ZM85 83H86V82H85ZM90 83H91V82H90ZM90 83L87 82L88 85H89ZM97 83L100 84V80H99V82H97ZM102 83H104V82H102V80H101V84H102ZM107 83H108V82H105L104 85L106 86ZM125 83H126V82H124V83H122V84H125ZM144 83H145V82H144ZM152 83H153V82H152ZM152 83H151V84H152ZM166 83H167V82H166ZM179 83H180V82H179ZM191 83H192V82H191ZM191 83H190V84H191ZM210 83H211V82H210ZM87 84H86V86H87ZM92 84H93V83H92ZM109 84H110V83H109ZM116 84H117V83H116ZM122 84H120V85H122ZM127 84H128V83H126V85H127ZM131 84H132V83H131ZM147 84H148V83H147ZM147 84H146V85H147ZM159 84H161V83H159ZM159 84H158V85H159ZM163 84H164V83H163ZM180 84H182V83H180ZM199 84L202 85L203 83L201 84L200 81H199ZM199 84H198V86H199ZM214 84H213V85H214ZM225 84H226V83H225ZM225 84H224V85H225ZM4 85H5V84H4ZM17 85H18V84H17ZM19 85H20V84H19ZM19 85H18V86H19ZM25 85H26V84H25ZM54 85H55V84H54ZM62 85H63V83H62ZM82 85H83V84H82ZM84 85H85V84H84ZM117 85H119V84H117ZM136 85H137V84H136ZM140 85L143 86L142 83H141ZM155 85H157V84H155ZM172 85H173V84H172ZM182 85H184V84H182ZM210 85H211V84H210ZM224 85H223V89H224V87L226 88V86H224ZM55 86H56V85H55ZM73 86H74V85H73ZM98 86H99V85H98ZM100 86H101V85H100ZM102 86H103V85H102ZM109 86H110V85H109ZM137 86H139V84H138ZM160 86H162V85H160ZM164 86H165V85H164ZM167 86H169V85H167ZM167 86H165V87L167 88ZM178 86H179V85H178ZM185 86H186V85H185ZM185 86H184V88H185ZM192 86H193V85H192ZM205 86H206V85H205ZM8 87H9V86H8ZM24 87H25V86H24ZM47 87H49V86H47ZM94 87H95V86H94ZM96 87H97V86H96ZM107 87H108V86H107ZM118 87H119V86H118ZM120 87H121V86H120ZM130 87H131V86H130ZM146 87H148V86H146ZM146 87H145V88H146ZM150 87H151V86H150ZM162 87H163V86H162ZM194 87H195V85H194ZM194 87H193V88H194ZM196 87H197V86H196ZM203 87H204V85H203ZM207 87H208V86H207ZM207 87H206V88H207ZM229 87H230V86H229ZM11 88H12V87H11ZM21 88H22V87H21ZM25 88H26V87H25ZM37 88H38V87H37ZM55 88H56V87H55ZM62 88H63V87H62ZM87 88H88V87H86V89H87ZM90 88H92V86H90ZM112 88H113V87H112ZM121 88H122V87H121ZM133 88H134V87H133ZM153 88H154V84H153ZM191 88H192V87H191ZM197 88H198V87H197ZM199 88H201V87H199ZM211 88L216 89V88H218V86L216 85V87L213 86V87H211ZM219 88H220V86H219ZM221 88H222V87H221ZM5 89H6V88H5ZM35 89H36V87H35ZM56 89H57V88H56ZM88 89H89V88H88ZM108 89H109V87H108ZM124 89L127 90L128 88H124ZM150 89H151V88H150ZM171 89H172V88H171ZM202 89H203V88H202ZM204 89H205V87H204ZM214 89H213V90H214ZM38 90L40 91V90H41V87H40V89H38ZM47 90H48V89H47ZM50 90H51V89H50ZM52 90H53V89H52ZM59 90H60V89H59ZM61 90H62V89H61ZM97 90H98V89H97ZM111 90H112V89H111ZM122 90H123V89H122ZM122 90H121V91H122ZM126 90H125V91H126ZM152 90H153V89H152ZM164 90H165V89H164ZM185 90H186V92H188V91H189V88H188V89L186 88ZM185 90L182 89V90H180V91H182V94H183V92H184ZM195 90H196V88H195ZM198 90H200V89H198ZM198 90H197V91H198ZM207 90H208V89H206V92L209 91V90H208V91H207ZM213 90H212V91H213ZM216 90H217V89H216ZM216 90H215V93H214V92H211V93H214L215 95H217V93L220 91V89H218L219 91L217 90V92H216ZM227 90L229 91L230 89H228V87H227ZM227 90H226V91H227ZM3 91H4V89H3ZM24 91H25V90H24ZM101 91H102V90H101ZM115 91H117V90H115ZM176 91H177V90H176ZM201 91H202V90H201ZM203 91H204V90H203ZM226 91H224V92H226ZM230 91H231V90H230ZM22 92H23V91H22ZM31 92H32V91H31ZM41 92H42V91H41ZM53 92H54V91H53ZM53 92H52V93H53ZM93 92H96V91H93ZM112 92H113V90H112ZM206 92H205V93H206ZM221 92H222V91H221ZM27 93H28V92H27ZM56 93H57V92H55V94H56ZM59 93H61V92H59ZM70 93H72V92H70ZM70 93H69V94H70ZM96 93H99V92H96ZM172 93H173V90H172ZM175 93H176V92H175ZM180 93H181V92H180ZM190 93H191V92H190ZM199 93H200V92H199ZM199 93H198V95L201 94V93H200V94H199ZM227 93H228V92H227ZM231 93H232V92H231ZM5 94H6V93H5ZM5 94H4V95H5ZM43 94H46V93H43ZM50 94H51V93H50ZM93 94H94V93H93ZM104 94L107 95V93H104ZM119 94H121V93H119ZM119 94H118V95H119ZM123 94H124V93H123ZM173 94H174V93H173ZM184 94H185V92H184ZM184 94H183V95H184ZM202 94H204V92H203ZM202 94H201V96H202ZM222 94H224V93L222 92L221 95H222ZM9 95H10V92H9ZM17 95H19V94H17ZM33 95H34V94H33V92H32V96H33ZM63 95H64V94H63ZM100 95H101V94H100ZM100 95L98 96V94H97V96H98L99 98H100ZM105 95H104V96H105ZM110 95H111V94H110ZM112 95H114V93H112ZM124 95H125V94H124ZM178 95H180V94H178ZM183 95H182V96H183ZM185 95H186V94H185ZM196 95H197V94H196ZM198 95H197V97H198ZM208 95H209V94H208ZM208 95H207V93H206V95H204V96L207 97ZM212 95H213V94H211V96H212ZM12 96H13V95H12ZM35 96H36V95H35ZM38 96H39V95H37V97H38ZM76 96H77V95H76ZM95 96H96V95H95ZM114 96H115V95H114ZM114 96H112V97H114ZM121 96H122V94L120 95V97L118 96V98H121ZM127 96H128V95H127ZM127 96H126V97H127ZM164 96H165V95H164ZM166 96H167V95H166ZM201 96H200V97H201ZM219 96H220V95H219ZM225 96H226V94H225ZM225 96H224V97H225ZM15 97H16V96H15ZM41 97H42V96H41ZM43 97H44V96H43ZM45 97H47V96H45ZM91 97H92V96H91ZM106 97H107V96H106ZM108 97H110V96H108ZM116 97H117V96H116ZM172 97H173V96H171V98H172ZM183 97H184V96H183ZM197 97H194V98L192 97V98H193V100H194V99H197ZM213 97H214V96H213ZM215 97H216V96H215ZM217 97H218V95H217ZM220 97H223V96H220ZM224 97H223V98H224ZM16 98H17V97H16ZM49 98H50V97H49ZM89 98H90V96H89ZM93 98H94V97H93ZM123 98H124V97H123ZM176 98H177V97H176ZM186 98H187V96H186ZM30 99H31V98H30ZM33 99H34V98H33ZM64 99H66V98H64ZM71 99H72V98H71ZM75 99H76V98H75ZM95 99H97V97H96ZM95 99H93V100H95ZM165 99H168V98H165ZM181 99H182V98H181ZM202 99H203V97H202ZM204 99L206 100V98H204ZM212 99H213V98H212ZM217 99L220 100L219 97H218ZM217 99L212 100V101H215V103H214V107H215V105H217V102H216ZM7 100H8V99H7ZM9 100H10V99H9ZM17 100H19V102H20V99H19V98H18ZM50 100H51V99H50ZM60 100H61V99H60ZM68 100L70 101V99H68ZM73 100H74V99H73ZM109 100H110V99H108V101H109ZM120 100H121V99H120ZM177 100H178V99H177ZM219 100H217V101H219ZM10 101H11V100H10ZM22 101H23V100H22ZM22 101H21V102H22ZM28 101H29V100H28ZM30 101H32V100H30ZM71 101H72V100H71ZM74 101H75V100H74ZM98 101H99V100L97 99V101H96L97 104H99ZM124 101H126V100H124ZM128 101H129V100H128ZM161 101H162V98H161ZM161 101H160V102H161ZM181 101H183V100H180V102H181ZM196 101H197V100H196ZM246 101H247V99H246ZM16 102H17V101H16ZM25 102H26V101H25ZM25 102H24V103H25ZM35 102H36V101H35ZM48 102H49V101H48ZM56 102H57V101H56ZM112 102H114V101H112ZM168 102H170V101H168ZM174 102H175V101H174ZM178 102H179V101H178ZM180 102H179V103H180ZM220 102H221V101H220ZM24 103H23V104H24ZM26 103H27V102H26ZM26 103H25V104H26ZM33 103H34V102H33ZM39 103H40V102H39ZM44 103H45V101H44ZM62 103L65 104V102H63V101H62ZM89 103H90V101H89ZM108 103H109V102H108ZM110 103H111V101H110ZM161 103H162V102H161ZM165 103H166V101H165ZM171 103H173V102L171 101ZM179 103H178V105H180ZM205 103H206V102H205ZM209 103H210V102H209ZM209 103H208V104H209ZM13 104H14V103H13ZM18 104H19V103H18ZM23 104H22V105H23ZM28 104H29V103H28ZM36 104H37V103H36ZM64 104H63V107H64ZM91 104H92L93 106L96 105V104L94 105L93 103H91ZM91 104L89 105L90 108H91ZM114 104H116V103H114ZM168 104H170V103H168ZM173 104H174V103H173ZM173 104H172V105H173ZM176 104H177V103H176ZM249 104H250V103H249ZM15 105H16V104H15ZM32 105H33V104H32ZM38 105H40V107H41V104H38ZM38 105H37V106H38ZM56 105H57V103H56ZM102 105H103V104H102ZM160 105H161V104H159V106H158V105H157V106H158V107H161L163 104H162L161 106H160ZM178 105H177V106H178ZM204 105H205V104H204ZM37 106H36V107H37ZM93 106H92V108H93ZM103 106H104V107H103V109H104V108H105V105H103ZM106 106H107V105H106ZM111 106H112V105H111ZM116 106L118 107V104H117ZM119 106H120V105H119ZM124 106H125V105H124ZM127 106H128V105H127ZM157 106H156V107H157ZM175 106H176V105H175ZM209 106H210V105H209ZM248 106H249V105H248ZM63 107H62V108H63ZM89 107H88V108H89ZM117 107H115V108H117ZM120 107H121V106H120ZM120 107H118L117 109L119 110ZM129 107H130V106H129ZM156 107H155V108H156ZM205 107H206V106H205ZM205 107H204V108H205ZM212 107H213V105H212ZM14 108H16V106H15ZM37 108H38V107H37ZM57 108H58V107H57ZM64 108H66V106H65ZM67 108H68V107H67ZM73 108H74V107H73ZM98 108H100V107H98ZM98 108H97V110H98ZM110 108H111V107H110ZM113 108H114V107H113ZM130 108H131V107H130ZM155 108H154V109H155ZM165 108H166V107H165ZM165 108H164V109H165ZM167 108H168V107H167ZM171 108H172V107H170V109H171ZM180 108H181V107H180ZM249 108H250V107H249ZM19 109H20V108H19ZM117 109H116V110H117ZM122 109H123L124 111H126L127 108H126V109H125V108H122ZM122 109L120 108L119 111H122ZM154 109H153L152 111H154ZM159 109H160V108H159ZM209 109L211 110L212 108H208L207 110L210 111ZM244 109H245V107L243 108V110H244ZM14 110H15V109H14ZM38 110H39V109H38ZM59 110H60V109H59ZM65 110H66V109H65ZM93 110H94V109H92V111H93ZM118 110H117V111H118ZM131 110H132V109H131ZM166 110H167V109H166ZM205 110H206V109H205ZM241 110H242V109H241ZM16 111H17V110H16ZM35 111H36V110H35ZM71 111H72V110H71ZM77 111L80 112V110H78V109H77ZM88 111H90V110H88ZM92 111H90V112H92ZM94 111H95V110H94ZM94 111H93V113H97V112H94ZM129 111H130V110H129ZM132 111H133V110H132ZM155 111H156V110H155ZM208 111H206V112H208ZM232 111H233V110H231V112H232ZM239 111H240V110H239ZM33 112H34V111H33ZM38 112H40V110H39ZM41 112H42V110H41ZM79 112H78V113H79ZM90 112H89V113H90ZM105 112H106V110H105ZM110 112H112V111H110ZM115 112H116V111H115ZM122 112H123V111H122ZM130 112H131V111H130ZM163 112H164V111H163ZM163 112H161V113H163ZM241 112H242V111H241ZM244 112H246V111H244ZM14 113H15V112H14ZM48 113H49V112H48ZM67 113H68V112H67ZM112 113L114 114V112H112ZM112 113H110V115H112ZM116 113H117V112H116ZM126 113H127L126 115H129V114H130V113L128 114V111H127ZM161 113H160V114H161ZM208 113H209V112H208ZM39 114H40V113H39ZM39 114H38V115H39ZM58 114H59V113H58ZM63 114H65V113L63 112ZM68 114H71V112L68 113ZM73 114H74V113H73ZM73 114H72V115H73ZM82 114H83V113H82ZM82 114H81V117H82ZM100 114H102V113H100ZM107 114H108V113H107ZM123 114H125V112H123ZM152 114H153V113H152ZM160 114H159V115H160ZM164 114H165V113H164ZM164 114H162V115L164 116ZM166 114H167V111H166ZM232 114H234V113H232ZM235 114H236V111H235ZM242 114H243V113H242ZM242 114L240 113V115H242ZM247 114H248V113H246L245 115H247ZM16 115H18V114L16 113ZM19 115H20V114H19ZM40 115H41V114H40ZM49 115H50V114H49ZM60 115H61V114H60ZM75 115H76V114H75ZM77 115H78V114H77ZM91 115H93V114H90V116H91ZM94 115H95V114H94ZM97 115H98V114H97ZM119 115H120V113L118 112V116H119ZM240 115H239V116H240ZM248 115H249V114H248ZM30 116H31V115H30ZM30 116H29V118H31ZM33 116H34V113H33ZM41 116H42V115H41ZM55 116H56V115H55ZM58 116H59V115H58ZM100 116L103 117V115H100ZM104 116H106V115H104ZM107 116H108V115H107ZM204 116H205V115H203V117H204ZM215 116H216V115H215ZM237 116H238V115H237ZM242 116H243V115H242ZM42 117H44V116H42ZM76 117H78V116H76ZM85 117H87V116L85 115ZM95 117H96V116H95ZM95 117H94V118H95ZM125 117H126V116H125ZM154 117H155V123H154V125H155V124H156V116H154V114H153V119H154ZM159 117H160V116H159ZM207 117H208V116H207ZM228 117H229V116H228ZM228 117H227V119H228ZM230 117H234V115H231ZM240 117H241V116H240ZM2 118H3V117H2ZM26 118H27V115H26ZM36 118H38V117L36 116ZM99 118H100V117H99ZM115 118H116V117H115ZM211 118H212V117H211ZM235 118H236V117H235ZM238 118H239V117H238ZM3 119H4V122H5V117H4ZM52 119H53V118H52ZM78 119H80V116H79ZM96 119H97V118H96ZM158 119L160 120V118H158ZM177 119H178V116H177ZM227 119L225 118V120H227ZM232 119H233V118H232ZM27 120H28V119H27ZM62 120H63V119H62ZM80 120H83V117H82V119H80ZM98 120L101 121L100 119H98ZM115 120H116V119H115ZM118 120H119V119H118ZM212 120H215V119H212ZM230 120H231V119H230ZM240 120H242V119H240ZM243 120H244V119H243ZM29 121H30V120H28V122H29ZM58 121H59V120H58ZM85 121H86V120H85ZM85 121H84V122H85ZM89 121H90V120H89ZM89 121H88V122H89ZM96 121H97V120H96ZM112 121H113V120H112ZM175 121H176V120H175ZM216 121H217V118H216ZM60 122H61V121H60ZM78 122H79V121H78ZM78 122H77L76 124H78ZM88 122L86 121V123H88ZM92 122H93V121H92ZM108 122H109V117H108ZM120 122H121V121H120ZM157 122H159V121H157ZM207 122H208V121H207ZM218 122H219V121H218ZM218 122H216V123L214 122V123H215V124H218ZM221 122H222V121H221ZM224 122H225V121H224ZM231 122H232V120H231ZM243 122H245V121H243ZM19 123H20V121H19ZM36 123H37V122H36ZM61 123H62V122H61ZM73 123H74V122H73ZM101 123H104V121L101 122ZM201 123H202V122H201ZM222 123H223V122H222ZM222 123H221V127H222ZM228 123H229V122H228ZM232 123H233V122H232ZM235 123H236V121H235ZM245 123H246V122H245ZM66 124H67V123H66ZM74 124H75V123H74ZM110 124H112V123L110 122ZM117 124H118V123H117ZM122 124H123V123H122ZM122 124H121V125H122ZM157 124H158V123H157ZM223 124H225V123H223ZM226 124H227V121H226ZM236 124H237V123H236ZM53 125H54V124H53ZM79 125H80V124H79ZM98 125H99V124H98ZM98 125H97V126H98ZM115 125H116V124H115ZM202 125H204V122H203ZM219 125H220V124H219ZM228 125L233 126V125H231V124H227V126H228ZM234 125H235V124H234ZM240 125H242V123H241ZM240 125H239V126H240ZM76 126H77V125H76ZM76 126H75V127H76ZM99 126H100V125H99ZM155 126H156V125H155ZM204 126H205V125H204ZM216 126H218V125H216ZM223 126L226 127V125H223ZM28 127H29V126H28ZM70 127H71V126H70ZM93 127H94V126H93ZM106 127H107V126H106ZM108 127H109V126H108ZM108 127H107V128H108ZM111 127H112V126H111ZM119 127H120V126H119ZM171 127H172V126H171ZM218 127H219V129H220V126H218ZM240 127H241V126H240ZM246 127H248L247 124H246L245 128H246ZM91 128H92V127H91ZM95 128H96V127H95ZM107 128H106V129H107ZM113 128H114V123H113ZM113 128H112L111 130H114ZM116 128H117V126H116ZM116 128H115V129H116ZM153 128H154V127H153ZM227 128H228V127H227ZM227 128H225V129H227ZM248 128H249V127H248ZM13 129H15V128H13ZM63 129H64V128H63ZM72 129L74 130L75 128L73 127ZM72 129H71V130H72ZM77 129H78V128H76V131H77ZM117 129H118V128H117ZM205 129H206V128H205ZM205 129H204V130H205ZM216 129H217V128H216ZM216 129H215V130H216ZM229 129H230V128H229ZM11 130H12V129H11ZM56 130H57V129H56ZM73 130H72V131H73ZM78 130H79V129H78ZM95 130H96V129H95ZM95 130H94V131H95ZM107 130L109 131V129H107ZM163 130H164V129H163ZM223 130H224V129H223ZM223 130H221V132H222ZM227 130H228V129H227ZM227 130H226V132H227ZM230 130H231V129H230ZM230 130H229V131H230ZM232 130H233V128H232ZM232 130H231V132H229L230 134L232 133ZM234 130H235V128H234ZM241 130H242V129H241ZM245 130H246V132H247V129H245ZM79 131L81 132L82 130H79ZM79 131H78V132H79ZM114 131H115V130H114ZM116 131H117V130H116ZM161 131H162V130H161ZM242 131H244V130H242ZM242 131H241V132H242ZM6 132H7V131H6ZM70 132H71V131H70ZM89 132H90V131H89ZM106 132H107V131H106ZM221 132H220V133H221ZM236 132H237V130L235 131V133H236ZM246 132H244V133H245V134H248V133H249V132H248V133H246ZM1 133H2V132H1ZM11 133H13V132H11ZM75 133H77V132H75ZM82 133H83V132H82ZM99 133H101V132H99ZM102 133H103V132H102ZM222 133H223V132H222ZM222 133H221V134H222ZM229 133H228V136H230ZM2 134H4V133H2ZM69 134H71V133H69ZM86 134H87V133H86ZM104 134H105V132H104ZM164 134H165V133H164ZM164 134H163V135H164ZM238 134H239V133H238ZM240 134H241V133H240ZM5 135H7V134H5ZM5 135H4V136H5ZM31 135H32V134H30V136H31ZM42 135H43V134H42ZM55 135H56V134H55ZM71 135H72V134H71ZM73 135H74V134H73ZM79 135H82V134H79ZM79 135H78V137H79ZM84 135H85V133H84ZM96 135H97V133H96ZM96 135H95V136H96ZM108 135H109V134H106V135H104V136H107V137H108ZM113 135H115V134L113 133ZM113 135H111V136H113ZM224 135H225V134H224ZM226 135H227V134H226ZM231 135H235V134H231ZM236 135H237V134H236ZM236 135H235V136H236ZM251 135H252V134H251ZM251 135L248 134V135H246V136H247V137L250 136V138H251V137H252ZM2 136H3V135H2ZM88 136H89V134H88ZM90 136H91V135H90ZM95 136H94V137H95ZM109 136H110V135H109ZM160 136H161V135H160ZM169 136H170V135H169ZM228 136H227V137H228ZM237 136H238V135H237ZM244 136H245V135H244ZM35 137H36V136H35ZM94 137H93V138H94ZM100 137H103V136H100ZM163 137H164V136H163ZM230 137H231V136H230ZM240 137H241V135H240ZM242 137H243V135H242ZM7 138H8V137H7ZM91 138H92V137H91ZM98 138H99V136H98ZM168 138H169V137H168ZM234 138H235V137H234ZM243 138H244V137H243ZM250 138H249V139H250ZM3 139H4V138H3ZM10 139H11V137H10ZM72 139H73V138H72ZM72 139H71V140H72ZM80 139H81V138H80ZM163 139H164V138H163ZM165 139H166V141H168V142L173 141V139H172L171 141H169V139L167 140V138H165ZM231 139H232V138H231ZM55 140H56V138H55ZM63 140H64V139H63ZM229 140H230V139H229ZM229 140H228V141H229ZM244 140H246V139H244ZM82 141H84V140H82ZM82 141H81V142H82ZM228 141H227V142H228ZM231 141H232V140H231ZM239 141H240V140H239ZM242 141H243V140H242ZM2 142H3V141H2ZM6 142H7V140H6ZM23 142H24V140H23ZM78 142H79V141H78ZM227 142H226V143H227ZM65 143H66V142H65ZM71 143H74V142L71 141ZM83 143H84V142H83ZM83 143H82V144H83ZM171 143H172V142H171ZM177 143H178V142H177ZM224 143H225V142H224ZM27 144H28V142H27ZM68 144H69V142H68ZM82 144H81V145H82ZM84 144H85V143H84ZM84 144H83V145H84ZM168 144H169V143H168ZM178 144H179V143H178ZM78 145H80V143L76 144V146H78ZM89 145H91V144H89ZM129 145H130V144H129ZM162 145H163V144H162ZM162 145H161V146H162ZM170 145H171V144H170ZM173 145H174V144H173ZM219 145H220V144H219ZM221 145H225V144H223V142H222ZM221 145H220V146H221ZM226 145H227V144H226ZM226 145H225V147H224V146H222V147H224V148L226 149ZM25 146H26V145H25ZM64 146H65V145H64ZM64 146H63V147H64ZM66 146H67V145H66ZM68 146H69V145H68ZM71 146H72V145H71ZM87 146H88V145H87ZM176 146H178V145L176 144ZM215 146H216V145H215ZM5 147H6V145L4 146V148H5ZM23 147H24V146H23ZM88 147H89V146H88ZM167 147H169L168 149L170 150V146L167 145ZM171 147H174V146H171ZM230 147H231V146H230ZM2 148H3V146H2ZM67 148H68V147H67ZM96 148H97V147H96ZM96 148H95V149H96ZM98 148H99V147H98ZM98 148H97V149H98ZM156 148H157V147H156ZM156 148H155V149H156ZM175 148H176V147H175ZM177 148H178V147H177ZM220 148H221V147H220ZM224 148H223V149H224ZM5 149H6V148H5ZM7 149H8V148H7ZM10 149H11V148H10ZM41 149H42V148H41ZM72 149H74V147H73ZM86 149H87V148H86ZM93 149H94V148H93ZM157 149H160V146H159V148H157ZM163 149H164V148H163ZM168 149H167V150H168ZM184 149H185V148H184ZM216 149H217V151H218V148H217V147H216ZM221 149H222V148H221ZM228 149L230 150L229 147H228ZM26 150H27V148H26ZM43 150H44V149H43ZM64 150H66V148H65ZM87 150H88V149H87ZM165 150H166V148H165ZM176 150H177V149H176ZM229 150H228V151H229ZM7 151H8V150H6V152H7ZM54 151H55V150H54ZM80 151H81V150H80ZM80 151H78V152H80ZM172 151H173V149H172ZM172 151L170 150V151H168V152L170 153V152H172ZM174 151H175V150H174ZM180 151H181V150H180ZM180 151H179V152H180ZM215 151H216V150H215ZM228 151H227V152H228ZM42 152H43V151H42ZM48 152H49V150H48ZM81 152H82V151H81ZM81 152H80V153H81ZM126 152H127V151H126ZM161 152H164V151H162V149H161ZM221 152H222V151H221ZM221 152H220V153H221ZM224 152H226V151H223V153H224ZM14 153H16L15 149H14ZM27 153H28V152H27ZM55 153H56V152H55ZM83 153H84V152H83ZM169 153H166V154H169ZM182 153H183V152H182ZM218 153H219V152H218ZM223 153H221V154H223ZM86 154H87V153H86ZM128 154H129V151H128ZM171 154H173V153H170V155H171ZM179 154H181V153H179ZM179 154H178V157H180ZM65 155H66V154H65ZM70 155H71V154H70ZM70 155H69V157H70ZM75 155H76V154H75ZM78 155H79V154H78ZM80 155H81V154H80ZM122 155H124V154H122ZM164 155H165V154H163V156H164ZM173 155H174V154H173ZM173 155H172L173 158L178 159L176 156L174 157ZM8 156H10V155L8 154ZM34 156H35V155H34ZM90 156H91V155H90ZM93 156H94V154H93ZM120 156H121V155H119V157H120ZM124 156H127V153H126V155H124ZM168 156H169V155H168ZM182 156H183V155H182ZM72 157H75V156H72ZM77 157H78V156H77ZM160 157H161V156H160ZM170 157H171V156H170ZM170 157H169V159H170ZM172 157H171V160H172ZM203 157H204V156H203ZM83 158H84V157H83ZM89 158H90V157H89ZM94 158H96V157H94ZM116 158H118V157L116 156ZM121 158H123V157H121ZM164 158H165V157H164ZM167 158H168V157H166V159H167ZM182 158H183V157H181V159H182ZM186 158H187V157H185V159H186ZM67 159H68V158H67ZM69 159H70V158H69ZM112 159H113V158H110L109 160L112 161ZM114 159H115V158H114ZM166 159H165V160H166ZM176 159L173 161L174 163H175ZM181 159H179V162H180ZM185 159H183V160H185ZM187 159H188V158H187ZM189 159H191V158H189ZM192 159H193V158H192ZM9 160H10V159H9ZM74 160L77 161V159H74ZM122 160H123V159H122ZM37 161H38V159H37ZM81 161H82V160H81ZM86 161H87V160H86ZM115 161H117V160L115 159ZM118 161H119V160H118ZM181 161H182V160H181ZM185 161H187V160H185ZM194 161H195V160H194ZM35 162H36V161H35ZM71 162H72V161H71ZM79 162H80V161H79ZM82 162H83V161H82ZM87 162H88V161H87ZM108 162H109V161H108ZM113 162H114V161H113ZM113 162H111V163H113ZM119 162H120V161H119ZM121 162H122V161H121ZM167 162H168V164H169V163L172 162V161L167 160ZM179 162H176V163L179 164ZM59 163H60V162H59ZM72 163H73V162H72ZM85 163H86V162H85ZM88 163H89V162H88ZM88 163H86V164H88ZM111 163H110V164H111ZM174 163H172V164H173V167H174ZM176 163H175V165H177ZM182 163H184V161H183ZM186 163H187V162H186ZM186 163H184V164H186ZM56 164H58V163H56ZM67 164H68V163H67ZM75 164H77V162H76ZM80 164H81V163H80ZM80 164L78 163V165H80ZM83 164H84V163H82L81 165H83ZM90 164H93V163H90ZM120 164H121V163H120ZM122 164H124V163H122ZM187 164H188V165H191V164H189V163H187ZM192 164H193V163H192ZM38 165H40V164H38ZM38 165H37V166H38ZM44 165H45V163H44ZM68 165H69V164H68ZM78 165H77V166H78ZM111 165H112V164H111ZM113 165H115V166H119V165H118V162H117V164H113ZM129 165H130V164H129ZM129 165H128V167H129ZM42 166H43V165H42ZM57 166H58V165H57ZM59 166L61 167V166H63V165L60 164ZM64 166H65V165H64ZM72 166H73V165H72ZM120 166H121V165H120ZM179 166H180V165H179ZM179 166H178V167L175 166L176 169H177V168H180ZM181 166H182V164H181ZM194 166H195V164H193V169H194ZM30 167H31V166H30ZM32 167H33V166H32ZM74 167H76V165H75ZM185 167H186V165H185L183 168H185ZM189 167H190V166H189ZM235 167H236V165H235ZM262 167H264V166H262ZM33 168H34V167H33ZM43 168H44V166H43ZM58 168H59V167H58ZM63 168L66 169V166L63 167ZM68 168H69V167H68ZM79 168H80V166H79ZM82 168H83V167H82ZM186 168H187V167H186ZM186 168H185V170H186ZM191 168H192V165H191ZM243 168H244V167H243ZM46 169H47V171L49 170L48 168H46ZM121 169H122V168H121ZM193 169H191V170H193ZM234 169H235V168H234ZM258 169H259V168H258ZM261 169H262V168H260V170H261ZM35 170H36V171H37V170L40 171L39 169H36V167H35ZM42 170H43V169H42ZM87 170H88V169H87ZM178 170H179V169H178ZM178 170H176V171H178ZM181 170H182V169H181ZM181 170H180V171H181ZM191 170H190V172H191ZM232 170H233V169H232ZM241 170H242V169H241ZM260 170H259V171H260ZM49 171H50V170H49ZM49 171H48V172H49ZM98 171H99V170H98V168H97V172H98ZM100 171H101V170H100ZM186 171H188V170H186ZM237 171H238V170L236 169L235 172L238 173L239 171H238V172H237ZM246 171H247L246 169H243V173H244V174L246 173ZM254 171H255V170H254ZM262 171H263V170H262ZM262 171H261V172H262ZM81 172H82V171H81ZM83 172H84V171H83ZM101 172H102V171H101ZM192 172H194V171H192ZM233 172H234V170H233ZM79 173H80V170H79ZM95 173H96V172H95ZM98 173H99V172H98ZM98 173H97V174H98ZM111 173H112V172H111ZM111 173H110V174H111ZM117 173H118V172H117ZM119 173H120V172H119ZM119 173H118V174H119ZM122 173H123V172H122ZM29 174H31V173H29ZM86 174H87V171H86ZM93 174H94V173H92V174H90V175H93ZM99 174H100V173H99ZM99 174H98V175H99ZM103 174H105V173H103ZM190 174H191V173H190ZM261 174H262V173H261ZM84 175H85V173H84ZM84 175H83V176H84ZM238 175L240 176L239 173H238ZM238 175H237V176L235 175L236 178L239 177ZM75 176H77V175H75ZM81 176H82V175H81ZM88 176H89V175H88ZM100 176H101V174H100ZM112 176H113V175H112ZM112 176H111V177H112ZM241 176H242V175H241ZM244 176H245V175H244ZM246 176H247V174H246ZM262 176H263V174H262ZM55 177L58 178V176H55ZM77 177H78V176H77ZM77 177H75V179H76ZM84 177H86V175H85ZM90 177H91V176H90ZM95 177H98V176H96V174H95ZM101 177L103 178L104 176H101ZM242 177H243V176H242ZM71 178H72V177H71ZM73 178H74V177H73ZM81 178H82V177H80V179H81ZM86 178H87V177H86ZM93 178H94V177H93ZM102 178H101V181H102ZM105 178H106V177H105ZM60 179H61V178H60ZM78 179H79V178H77L76 180H78ZM80 179H79V180H80ZM83 179H84V178H83ZM83 179H82V185H83V183H84L83 181H89V180H90V179H86V180H83ZM103 179H104V178H103ZM250 179H251V178H250ZM64 180H65V179H64ZM70 180H71V179H69L68 181H70ZM73 180H74V179H73ZM76 180H75V181H76ZM91 180H92V178H91ZM99 180H100V179H99ZM109 180H110V179H108V180L106 181V182H108V184H110V183H109ZM247 180H249V179H247ZM15 181H16V180H15ZM26 181H27V180H26ZM28 181H30V180L28 179ZM68 181H67V182H68ZM71 181H72V180H71ZM95 181H96V180H95ZM17 182H18V181H16V183H17ZM59 182H60V181H59ZM110 182H111V181H110ZM239 182H240V181H239ZM239 182H238V183H239ZM245 182H246V181H245ZM252 182H253V181H252ZM260 182H261V181H260ZM14 183H15V182H14ZM33 183H36V182H33ZM52 183H53V182H52ZM70 183H71V182H70ZM70 183H69V184H70ZM72 183H73V182H72ZM76 183H77V181H76ZM236 183H237V182H236ZM238 183H237V184H238ZM241 183H242V182H241ZM246 183H247V182H246ZM250 183H251V182H249V184H250ZM261 183H262V182H261ZM261 183H260V184H261ZM40 184H41V183H40ZM69 184H68V185H69ZM80 184H81V182H80ZM85 184H86V182H85ZM85 184H84V186H87V187H88L89 184H88V185H85ZM106 184H107V183H106ZM239 184H240V183H239ZM239 184H238V185H239ZM242 184H243V183H242ZM247 184H248V183H247ZM249 184H248V185H249ZM260 184H259V185H260ZM17 185H21V184H20V183H17V184H16V187H17ZM30 185L32 186V184H30ZM30 185H29V186H30ZM35 185H36V184H35ZM60 185H61V184H60ZM92 185H93V183H92ZM92 185H91V186H92ZM233 185H234V184H233ZM235 185H236V184H235ZM238 185H237V186H238ZM240 185H241V184H240ZM240 185H239V186H240ZM252 185H253V184H252ZM254 185H255V184H254ZM262 185H263V184H262ZM36 186H37V185H36ZM41 186H42V184H41ZM53 186H54V185H53ZM56 186H57V185H56ZM62 186H63V185H62ZM72 186H73V185H72ZM84 186H83V187H84ZM91 186H90V188L93 187V186H92V187H91ZM245 186H246V185H245ZM245 186H241V188H240L239 190H242V191H243L242 187H245ZM250 186H251V184H250ZM26 187H27V186H26ZM26 187H25V188H26ZM65 187H66V186H65ZM74 187H75V186H74ZM74 187H73V188H74ZM233 187H235V186H233ZM253 187H254V186H253ZM5 188H6V186H5ZM7 188H9V187H7ZM29 188H30V187H29ZM33 188H34V187H33ZM48 188H49V187H48ZM52 188H53V187H52ZM54 188H55V187H54ZM59 188H61V186H60ZM71 188H72V187H71ZM78 188H79V187H78ZM78 188H77V190H78ZM237 188H239V187H237ZM258 188H259V187H258ZM15 189H16V188H15ZM18 189H19V187H18ZM50 189H51V188H50ZM57 189H58V188H57ZM81 189H82V188H81ZM81 189H79V190L81 191ZM88 189H89V187L87 188V190H88ZM181 189H182V188H181ZM6 190H7V189H6ZM6 190H5V191H6ZM10 190H11V188H10ZM19 190H20V189H19ZM55 190H56V188H55ZM75 190H76V189H75ZM97 190H98V192H100L99 189H97ZM184 190H185V188H184ZM246 190H247V189H246ZM11 191H12V190H11ZM20 191H21V190H20ZM44 191H46V190H44ZM48 191H49V190H48ZM57 191H58V190H57ZM62 191H64V190H62ZM62 191H61V192H62ZM71 191H72V189H71ZM82 191H83V190H82ZM88 191H89V193H90L91 190H88ZM93 191H94V190H93ZM237 191H238V190H237ZM252 191H253V190H252ZM17 192H18V191H17ZM25 192H26V191H25ZM51 192L53 193V191H51ZM83 192H85V191H83ZM238 192H239V191H238ZM8 193L10 194V192H8ZM8 193H5V194H8ZM47 193H48V192H47ZM67 193H68V192H67ZM71 193H72V192H71ZM74 193H75V192H74ZM79 193H80V192H79ZM86 193H87V191H86ZM86 193H85V194H86ZM100 193H101V192H100ZM100 193H99V194H100ZM250 193H251V192H250ZM253 193L256 194V192H253ZM1 194H3V193H1ZM5 194H4V195H5ZM15 194H16V193H15ZM76 194H77V193H75V195H76ZM236 194H238V193H236ZM240 194H241V193H239V195H240ZM243 194H244V193H243ZM245 194H246V192H245ZM245 194H244V196H246ZM4 195H2V196H4ZM63 195H64V193H63ZM66 195H67V194H66ZM73 195H74V194H73ZM77 195H78V194H77ZM77 195H76V196H77ZM83 195H84V193H82V196H83ZM86 195H87V194H86ZM92 195H93V194H92ZM248 195H249V194H248ZM251 195H252V193H251ZM251 195H250V196H251ZM0 196H1V195H0ZM7 196H8V195H7ZM20 196H21V194H20ZM64 196H65V195H64ZM64 196H63V197H64ZM69 196H70V195H69ZM69 196H68V198H69ZM79 196H80V195H79ZM84 196H85V195H84ZM84 196H83V198L86 197V196H85V197H84ZM241 196H242V195H241ZM241 196H240V198H241ZM250 196H249V198H250ZM253 196H254V198H255V195H253ZM4 197H5V196H4ZM8 197H9V196H8ZM66 197H67V196H66ZM66 197H65V199H66ZM242 197H243V196H242ZM258 197H259V196H258ZM20 198H21V197H20ZM32 198H34V197H32ZM38 198H40V197H38V195H37V199H38ZM68 198H67V199H68ZM78 198H79V197H78ZM87 198H88V197H87ZM244 198H245V197H244ZM246 198H247V197H246ZM246 198H245V199H246ZM249 198H248V200H249ZM259 198H261V197H259ZM73 199H74V198H73ZM255 199H256V198H255ZM17 200H18V199H16V201H17ZM19 200H20V199H19ZM19 200H18V201H19ZM21 200H23V199H21ZM69 200H70V199H69ZM84 200H86V199H84ZM241 200H242V199H240V202H242ZM246 200H247V199H246ZM246 200H245V201H246ZM248 200H247V201H248ZM260 200H261V199H260ZM262 200H263V199H262ZM7 201H8V200H7ZM31 201H33V200H31ZM71 201H72V200H71ZM71 201H70V202H71ZM73 201H74V200H73ZM243 201H244V199H243ZM249 201H250V200H249ZM256 201H257V199H256ZM0 202H1V201H0ZM2 202H4V201L2 200ZM5 202H6V201H5ZM63 202H64V201H63ZM77 202H78V201H77ZM253 202H254V201L251 200V203H253ZM262 202H263V201H262ZM262 202H261V203H262ZM6 203H7V202H6ZM17 203H19V202H17ZM33 203H34V202H33ZM36 203L38 204V202H36ZM41 203H42V202H41ZM54 203H55V202H54ZM79 203H80V200H79ZM257 203L259 204L260 202H257ZM7 204L10 205V207H11V204H9V203H7ZM19 204H20V203H19ZM55 204H56V203H55ZM69 204H70V203H69ZM243 204H245V203L243 202ZM243 204L241 203L240 205H243ZM246 204H248V203H246ZM262 204H264V202H263ZM262 204H261V205H262ZM0 205H3V204H0ZM31 205H32V204H31ZM238 205H239V204H238ZM240 205H239V206H240ZM35 206H36V204H35ZM62 206H63V205H62ZM79 206H80V205H79ZM79 206H77V207H79ZM239 206H237V208H238ZM253 206H255L254 203H253ZM259 206H260V204H259ZM54 207H55V206H54ZM64 207H65V206H64ZM75 207H76V206H75ZM242 207H243V206H241V207H239V208H242ZM244 207H245V206H244ZM3 208H4V207H2V209H3ZM14 208H15V207H14ZM79 208H80V207H79ZM246 208H247V205H246ZM255 208H256V207H255ZM257 208H259V207H257ZM7 209H8V208H7ZM9 209H10V208H9ZM67 209H69V208L67 207ZM248 209H249V206H248ZM251 209H252V208H251ZM16 210H18V209H16ZM16 210H15V211H16ZM62 210H64V209L62 208ZM72 210H73V209H72ZM75 210H76V209H75ZM236 210H237V209H236ZM238 210H239V209H238ZM244 210L246 211L247 209L243 208V211H244ZM249 210H250V209H249ZM255 210H256V209H255ZM2 211H3V210H2ZM8 211H9V210H8ZM73 211H74V210H73ZM77 211L81 212L80 210H77ZM259 211H260V210H259ZM0 212H1V211H0ZM9 212H10V211H9ZM11 212H12V211H11ZM66 212H67V211H66ZM68 212H70V211H68ZM75 212H76V211H74V213H75ZM63 213H65V212H63ZM72 213H73V212L71 211V214H72ZM82 213H85V212H81V214H82ZM236 213H237V212H236ZM239 213H242V211L240 210ZM248 213L250 214L249 211H248ZM259 213H260V212H257V214H259ZM261 213H262V212H261ZM13 214H14V213H13ZM65 214H67V213H65ZM65 214H64V215H65ZM76 214H78V216H79V213H76ZM76 214H75V215H76ZM254 214L256 215V213H254ZM31 215H32V213H31ZM31 215H30V216H31ZM72 215H73V214H72ZM245 215H246V213H245ZM245 215H244V216H245ZM260 215H261V214H260ZM260 215H259V216H260ZM262 215H263V214H262ZM67 216H68V215H67ZM244 216H242V217H244ZM249 216H250V215H249ZM24 217H25V216H24ZM80 217H81V216H80ZM82 217H83V216H82ZM238 217L240 218L241 216H239V214H238ZM242 217L240 218L241 221L238 220L239 218H238L237 220L240 221V222H243V223H244L245 220L242 219ZM251 217H253V216L248 217V215H247V220L250 219ZM255 217H256V216H255ZM65 218H66V217H65ZM72 218H73V217H72ZM72 218H71V219H72ZM83 218H84V217H83ZM83 218H82V219H83ZM245 218H246V217H245ZM262 218H263V217H262ZM11 219H12V218H11ZM11 219H10V220H11ZM14 219H15V218H14ZM66 219H67V218H66ZM73 219H74V218H73ZM78 219H79V218H78ZM253 219H254V218L250 219V220H251V221H250L251 224L256 222V221H255V222L252 221ZM257 219H258V218H257ZM257 219H255V220H257ZM263 219H264V218H263ZM68 220H69V219H68ZM242 220H243V221H242ZM259 220H260V219H259ZM61 221H62V220H61ZM61 221L59 220L58 222H61ZM222 221H224V220L222 219ZM225 221H226L225 223L227 224V220H226V219H225ZM260 221H261V220H260ZM65 222H68V221H65ZM77 222H78V221H77ZM79 222H80V221H79ZM231 222H232V221H231ZM247 222H248V221H247ZM258 222H259V221H258ZM258 222H257V223H258ZM7 223H8V222H7ZM13 223H15V222H13ZM17 223H18V221H17ZM20 223H21V222H20ZM22 223H24V222H22ZM71 223H72V222H71ZM71 223H70V224H71ZM228 223H229V222H228ZM236 223H237V222H236ZM63 224L65 225L66 223H63ZM74 224L76 225L75 220L73 221V223H72L71 225H73V227H74ZM241 224H242V223H241ZM4 225H5V227H6V224H4ZM11 225H12V224H11ZM13 225H15V224H13ZM13 225H12V226H13ZM24 225H25V224H24ZM27 225H28V224H27ZM53 225H54V224H53ZM53 225H52V226H53ZM66 225H67V224H66ZM68 225H69V224H68ZM71 225H70V226H71ZM78 225H79V223H78ZM78 225H77V226H78ZM248 225H249V224H248ZM254 225H255V224H254ZM12 226H11V227H12ZM54 226L58 229V227H57L56 225H54ZM251 226H252V225H251ZM257 226H258V228H259V229L256 228V229H258V231H257V230H256V231L253 230V231H254V232H257V233H259V234L264 233V232H263L264 230H262V229L260 228L259 223H258ZM49 227H50V226H49ZM61 227H62V225L60 226V228H61ZM67 227H69V226H67ZM73 227H71V229H72ZM255 227H256V226H254V228H255ZM261 227H262V225H261ZM3 228H4V227H3ZM12 228H13V227H12ZM64 228H65V227H64ZM74 228H75V227H74ZM78 228H79V227H78ZM80 228H81V227H80ZM262 228H263V227H262ZM0 229H1V228H0ZM7 229H9V228H7ZM24 229H25V228H24ZM52 229H53V228H52ZM52 229H50V230H52ZM62 229H63V228H62ZM62 229H61V230H62ZM69 229H70V228H69ZM126 229H127V228H126ZM224 229H225V228H224ZM251 229H252V228H251ZM260 229H261V230H260ZM9 230H11V228H10ZM25 230H26V229H25ZM41 230H42V229H41ZM54 230H55V229H54ZM61 230H60V231H61ZM79 230H81V229H79ZM79 230H78V231H79ZM129 230H130V229H129ZM259 230H260V231H259ZM43 231H44V230H43ZM57 231H58V230H57ZM60 231H59V232H60ZM71 231H72V230H71ZM81 231H82V230H81ZM84 231H86V230H84ZM130 231H132V230H130ZM130 231H129V232L127 231V234H128V235H129ZM0 232H1V230H0ZM5 232H6V231H5ZM61 232H62V231H61ZM73 232H74V231H73ZM92 232H93V231H92ZM135 232H136V230H135ZM2 233L4 234V232H2ZM6 233H7V232H6ZM8 233H9V232H8ZM42 233H43V232H42ZM44 233H45V232H44ZM44 233H43V234H44ZM74 233H75V232H74ZM82 233H83V232H82ZM257 233H255V234H257ZM39 234H40V232H39ZM43 234H42V236H43ZM46 234H47V233H46ZM46 234H44V235L46 236ZM77 234H78V233H77ZM84 234H86V233H84ZM131 234L133 235L134 232L130 233V235H131ZM136 234H137V233H136ZM138 234H140V233H138ZM143 234H144V233H143ZM15 235H16V234H14V236H15ZM59 235H60V233H59ZM59 235H58V236H59ZM79 235H80V234H79ZM146 235H147V234H146ZM25 236H26V234H25ZM60 236H61V235H60ZM60 236H59V237H60ZM135 236H136V235H135ZM257 236H259V235H257ZM261 236H262V235H261ZM1 237H2V236H0V238H1ZM9 237H10V236H9ZM54 237H55V236H54ZM145 237H147V236H145ZM259 237H260V236H259ZM4 238H5V237H4ZM7 238H8V236H7ZM14 238L17 239V237H14ZM18 238H19V237H18ZM60 238L62 239V237H60ZM83 238H85V237H83ZM93 238H94V237H93ZM141 238H142V237H141ZM262 238H263V236H262ZM2 239H3V238H2ZM23 239H24V238H23ZM52 239H54V238H52ZM86 239H88V238H86ZM150 239H153V237L150 238ZM156 239H159V238H156ZM263 239H264V238H263ZM82 240H83V239H82ZM90 240H91V239H90ZM142 240H143V239H142ZM146 240H147V239H146ZM153 240H155V239H153ZM153 240H151V242H152ZM1 241H2V240H1ZM37 241H38V239H37ZM58 241H59V239H58ZM92 241H93V240H92ZM99 241H100V240H99ZM99 241H95V242H96V243H97V242L100 243ZM155 241L157 242V240H155ZM158 241L160 242V240H158ZM240 241H241V240H238L236 243H240V244H239L240 246H244V245H242L243 243L240 242ZM8 242H9V241H8ZM39 242H40V241H39ZM54 242H55V240H54ZM90 242H91V241H90ZM149 242H150V241H149ZM156 242H154V243L156 244ZM98 243H97L96 245H98ZM101 243H102V242H101ZM101 243H100V244H101ZM106 243H107V242H106ZM157 243H158V242H157ZM166 243H167V242H166ZM0 244H1V243H0ZM3 244H5V242H4ZM3 244H2V246H3ZM6 244H8V243H6ZM13 244H14V243H13ZM52 244H53V243H52ZM55 244H56V243H55ZM85 244L87 245L88 243L85 242ZM93 244H94V243H93ZM93 244H92V243H91V244H88V246H89V245L91 246V245H93ZM107 244H108V243H107ZM107 244H106V246H107ZM147 244H149V243H147ZM150 244H151V243H150ZM158 244H159V245H157V247H159L160 245H162V244H160V243H158ZM167 244H168V243H167ZM11 245H12V244L10 243V246H11ZM14 245H15V244H14ZM94 245H95V244H94ZM101 245H102V244H101ZM103 245H105V244H103ZM32 246H33V245H32ZM152 246H154V244H153ZM162 246H163V245H162ZM162 246H161L160 248H162ZM171 246H172V244H171ZM173 246H174V245H173ZM182 246H183V245H182ZM182 246H179V247L182 248ZM5 247H6V246H5ZM12 247H13V246H12ZM94 247H95V246H94ZM96 247H98V246H96ZM96 247H95V248H96ZM107 247H108V246H107ZM163 247H164V246H163ZM167 247H168V246H167ZM169 247H170V246H169ZM169 247H168V248H169ZM2 248H4V247H2ZM2 248H1V250H2ZM15 248H16V247H15ZM15 248H14V249H15ZM23 248H24V247H23ZM23 248H22V249H23ZM64 248H65V247H64ZM90 248H91V247H90ZM101 248H102V247H101ZM172 248H173V247H172ZM175 248H176V247H175ZM177 248H178V247H177ZM239 248H240V247H239ZM17 249H18V248H17ZM17 249H16V250H17ZM22 249H21V250H22ZM105 249H106V248H105ZM107 249H109V248H107ZM163 249L165 250L166 247L163 248ZM23 250H24V249H23ZM67 250H68V249H67ZM167 250H168V249H167ZM175 250H176V249H175ZM178 250H179V249H178ZM8 251H9V248H8ZM19 251H20V250H19ZM165 251H166V250H165ZM173 251H174V250H173ZM57 252H59V250H58ZM60 252H61V251H60ZM63 252H65V251H63ZM70 252H71V251H70ZM82 252H83V251H82ZM107 252H108V251H107ZM166 252H167V251H166ZM168 252H169V251H168ZM175 252H176V251H175ZM175 252H174V253H175ZM3 253H4V252H3ZM61 253H62V252H61ZM76 253L79 254V253H81V252L78 253V252L76 251ZM87 253H88V252H87ZM7 254H8V253H7ZM7 254H6V255H7ZM9 254H11V253H9ZM59 254H60V253H59ZM63 254H65V253H63ZM63 254H61V255H63ZM171 254H172V252H171ZM182 254H183V253H182ZM20 255H21V254H20ZM54 255H56V254H54ZM79 255H80V254H79ZM79 255L76 256V257H79ZM163 255H164V252H163ZM165 255H166V254H165ZM173 255H174V254H173ZM177 255H178V254H177ZM179 255H180V254H179ZM16 256H17V255H16ZM64 256H65V255H64ZM82 256H83V255H82ZM111 256H112V255H111ZM145 256H146V254H145ZM113 257H115V256H113ZM140 257H141V256H140ZM140 257H139V258H140ZM142 257H143V256H142ZM168 257H169V256H168ZM168 257H166V259H167ZM170 257H171V256H170ZM178 257H179V256H178ZM185 257H186V256H185ZM209 257H210V256H209ZM209 257H207V260H208ZM20 258H22V257L20 256ZM23 258H24V257H23ZM41 258H42V257H41ZM59 258H60V257H59ZM62 258H63V257H62ZM62 258H60V259H62ZM80 258H82V257H80ZM175 258H177V257H175ZM180 258H181V257H180ZM180 258H179V259H180ZM82 259H83V258H82ZM82 259H79V261H81ZM146 259H147V258H146ZM149 259H150V258H149ZM158 259H160V258H158ZM158 259H157V260H158ZM171 259H172V258H171ZM183 259H184V258H183ZM239 259H241V257H240ZM64 260H65V258H64ZM157 260H156V261H157ZM160 260H161V259H160ZM169 260H170V259H169ZM175 260H176V259H175ZM181 260H182V259H181ZM187 260H189V259H187ZM207 260H206V261H207ZM213 260H214V259H213ZM213 260L211 259L212 262H213ZM62 261H63V260H62ZM85 261H86V260H85ZM85 261H84V264H87V262L85 263ZM87 261H88V260H87ZM137 261H139V260H137ZM158 261H159V260H158ZM158 261H157L156 263H158ZM161 261H163V260H161ZM170 261H171V260H170ZM172 261H173V260H172ZM177 261H178V260H177ZM14 262H17V260L14 261ZM26 262H27V261H26ZM28 262H29V261H28ZM28 262H27V263H28ZM67 262H68V260H67ZM81 262H83V260H82ZM135 262H136V261H135ZM139 262H140V261H139ZM164 262H166V261H164ZM164 262H163V264H164ZM186 262H188V261H186ZM27 263H25V264H27ZM61 263L63 264V262H61ZM69 263H70V262H69ZM122 263H123V262H122ZM159 263L162 264V262H159ZM169 263H170V264H173V263H171V262H168L167 264H169ZM174 263H175V262H174ZM182 263H183V262H182ZM215 263H216V262H215ZM243 263H244V262H243ZM71 264H73V263H71ZM81 264H82V263H81ZM126 264H127V263H126ZM136 264H137V263H136ZM139 264H140V263H139ZM145 264H146V263H145ZM178 264H179V262H178ZM191 264H192V263H191ZM212 264H213V263H212ZM239 264H240V261H239Z\"/></svg>",
	"mask_w": 264,
	"mask_h": 264
},
{
	"label": "snow or ice",
	"instance_id": "3",
	"mask_svg": "<svg viewBox=\"0 0 264 264\" xmlns=\"http://www.w3.org/2000/svg\"><path fill=\"white\" fill-rule=\"evenodd\" d=\"M261 5H262V7H264V0H261ZM12 7L13 8H15V5H12ZM89 7H91V5H89ZM121 11H122V9H121ZM250 11V10H249ZM14 15H15V13H13ZM2 15H4V9H3V7H0V16H2ZM99 19V18H98ZM101 31H103V29H101ZM109 71H111V69H109ZM205 131H207V129H205ZM145 143H147V141H145ZM260 146L261 147H264V140H262L261 142H260ZM262 163H264V162H262ZM242 226V225H241Z\"/></svg>",
	"mask_w": 264,
	"mask_h": 264
}]
</instances>
